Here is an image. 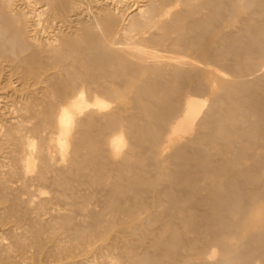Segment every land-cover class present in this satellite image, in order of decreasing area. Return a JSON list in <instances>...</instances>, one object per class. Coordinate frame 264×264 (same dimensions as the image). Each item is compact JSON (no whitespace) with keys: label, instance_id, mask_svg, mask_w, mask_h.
I'll return each mask as SVG.
<instances>
[{"label":"rangeland","instance_id":"1","mask_svg":"<svg viewBox=\"0 0 264 264\" xmlns=\"http://www.w3.org/2000/svg\"><path fill=\"white\" fill-rule=\"evenodd\" d=\"M2 1V0H1ZM12 1V2H11ZM10 2V4H13V5H10V7L12 6V9L15 7L16 9V11H18V12H22V14L21 15H25L26 14V17H28V16H32V18L31 17H28L27 18V24H34L35 23V25H38V30H39V32H38V34L36 35V39L40 42V43H45L44 41H48V39H49V41H52V43H54V44H56L57 43V45H54L53 46V44H51V45H48L47 46V44L45 43V45L47 46V47H45L44 48V46H43V48H44V52L46 53V51H45V49H49V50H51V52L54 50V49H56V50H54V52H56L57 50L58 51H60L59 53H61L62 52V50L64 49L65 51L67 50V51H70L72 48L71 47H74V45H75V42H73L72 41V43L74 44H72L71 42H67L68 40V38L67 37H65L64 35L66 34V33H68V32H66V25L68 24V22L65 24V23H63V22H59V21H56V20H53V19H51L50 17H48V15L47 16H44V15H46V14H44V13H42V15H41V12H39L40 10H38L39 8L38 7H36L37 5H36V3H34L32 0H29V2H28V4H31V5H29L31 8L32 7H34V8H29L28 6H26V5H28V4H26L27 2H26V0H11ZM16 1V2H15ZM33 2V5H32V2ZM89 1H90V3H89ZM118 0H85V3H83L82 4V7H83V9H85L84 11H83V13H84V18L82 19L83 21L85 20V21H87V22H85V24L86 23H88L89 21H88V19H89V15L90 14H88V11H89V9H90V11H92V10H94L92 7L94 6V5H96V7L94 6V8L96 9H98V8H103L102 10H104L103 12H105L104 13V16H108L109 17V21H107V22H111L112 24V26L114 27H116L117 25L118 26H120L121 25V27L122 26H124V27H126L127 26V24H129V22H131V20H133V19H135V18H133V17H136V13L139 15V13L138 12H136V11H138L139 10V8L141 7V11H143V12H146L145 10H146V4H147V0H120V2L118 1ZM153 1V0H152ZM155 1V0H154ZM162 1H163V3H162ZM182 1V2H181ZM195 1V2H194ZM215 1V2H214ZM263 2V3H261V2ZM259 2H258V4H256L255 3V5L253 4L252 5V7L250 6V5H247L246 6V8H247V10H246V8L244 9V14H243V12L241 13V14H243V15H241V16H245V13H247V12H249V14H250V12L251 13H253V11H257L258 12V14H259V17L257 18L255 15H253V21H251V23L250 22H246V23H249V24H243L244 22H234L233 23V21H232V19H228V17L230 16V15H228V14H231V16L230 17H233L232 16V12L235 14V12L234 11H232L231 13H230V10H228V8H227V6L229 5V3H231V0H219V1H217V0H186V2L184 1V0H161V1H159L158 0V2H157V0L155 1L156 2V4H155V6L159 9H168V7H169V10H170V7H171V4H173L172 5V9L170 10V12L173 14H175V16H178L179 18H177V20L179 21V24L177 25V20L175 21V23H174V19H175V17H173L174 16V14L173 15H171V17H173V19H171V17H170V15H169V18L171 19H169L168 18V16H167V19H168V22L167 21H165L166 23H159L160 25H170V26H172L173 25V23L175 24L174 25V28H173V26H172V28L175 30V34H174V30H171L170 32L171 33H168V31H169V29L167 30V29H165L166 28V26H165V28H164V26H162V28L164 29V31H163V29L161 30V26H159V24L157 25V23H154L153 21L151 22V21H145V23L142 21V20H145V18H144V13H143V15H142V13H140L141 15H139V16H141V18L140 17H137V19L139 20H141L142 18V20H141V22L143 23V25H145V27L144 26H142V29L143 30H145L144 32H142L143 30H141V32H138V30H136L137 31V33H136V31H130V32H128V34L132 37V36H134L135 37V39L136 38H139L138 36H140L141 35V33L144 35H146V38H149L148 40H149V42H148V40L143 36V35H141V36H143V38H144V42L143 43H146V45H144L143 43H140V44H137V43H139V40L137 39V41L134 43V44H136V46H139V48H140V46L144 49V50H146L147 52H148V62H149V65L152 67V65H153V63H151V62H154V64L155 65H153V67L151 68V69H149V71H150V73H154V72H156L157 74H159L158 76L156 75V73H154L153 75L151 74V76L153 77V78H157L158 80L162 77V79L165 81L166 79L167 80H169V81H167L168 83H170V81H172V83L169 85V84H167L168 86H169V88H165V91H164V93H167V95L166 94H162V95H160V97H162V98H160L159 96H156L155 94H153V95H155V96H153V97H155L154 99H152V100H148V99H150V97H151V95H148V97L147 98H145V97H143V98H140L141 100H146V101H144L145 102V104L143 103V101H141L140 99H139V97H138V99L135 97L134 98V100H132L131 101V103H124V108H126L127 107V109H126V111H125V116L126 115H128V117H126V120H127V124H126V122H125V126L127 125V127H126V129H127V131L126 132H124V135H125V145H124V148H123V150L124 151H122L123 152V154L121 155H119V156H116V158H111V160H110V156L107 158V156H108V154L106 153V149H105V147H104V145H101V144H103V142L101 141V139H103L105 136H106V134H107V132L110 134V132L113 130H110V128H112L110 125H107L106 124V122H104V121H106V120H104L103 118L101 119V116H96V115H93V119H91V120H93V121H91V120H89V121H91L90 123H86L85 122V118H83V124L82 125H80V126H78L77 128H76V137H77V143L78 144H82L83 142H84V144L83 145H85L84 146V148L82 149V146L83 145H81L80 144V147L79 146H77L78 148H76V150H78V151H76L75 150V152H74V150H72V152L73 153H71V151L70 152H68V157H70L69 159H66V161H65V164H64V161H62L63 163V165H64V167H63V165L61 164V166L60 165H58V164H55L54 163V161H58L56 158L58 157V156H55V152L56 151H54V153L51 151L53 148H51L52 146V144L51 145H49V147L51 148H49L50 150L49 151H51L52 152V154H54L53 156H52V154H51V152H49V151H47L48 152V155H51L53 158H55V160L51 157V159H50V161L53 159V161H51V162H49L48 164H49V166L48 167H46V169L47 170H51L49 173H47V171H46V169L45 168H43V170L44 171H46V172H44L42 169H40L41 168V165L39 166V159H36L35 161H34V165L36 164H38V166H36L37 167V169L39 168L40 169V171H37L36 170V168L34 167V169L33 170H35V172L37 171V172H39V173H35V175H34V171H30L31 173H30V175H29V172L27 173V172H25L24 171V169H23V164L21 165V163H22V161L23 160H21V159H19V158H22V157H24V152H25V150L24 151H21V154L19 155V153H20V150L22 149H24V146H23V148H22V146H21V140L22 141H24V143L22 144V145H24L25 144V139H27V140H33V142H36L37 140V142H36V144L34 143V145L37 147L38 145H40V141H41V139H45V136H46V139H47V135H48V132H49V130H50V128L49 127H47V126H45V124H44V122L42 121L43 120V117H44V109L46 108H48L49 106H51L54 102H57L59 99H57V97L58 98H60V96H58V94L60 95L62 92L61 91H63V93L64 92H66L67 91V89H69L68 88V83L66 84V82L68 81V82H70V80H71V78H73V76L75 75L76 76V78H77V73L80 75V76H78L79 78L77 79V81H79V80H81V78L83 79L84 78V75L86 74L85 73V71L86 72H88L89 71V69H92L93 67V65L95 64V63H99V62H96V61H94V62H92L93 61V59H97V58H92V60H90L92 63H94V64H91L92 66H91V68H88V71L86 70L87 69V63H89V65H90V63L91 62H84L83 64L84 65H82L83 67L81 68V70L78 68L79 66H78V64H77V68H75V65H76V62H75V59H74V62L72 61L73 59L72 58H76V57H72L71 55H70V57H69V54H68V56H67V58L69 57L70 58V60L74 63V65L71 63V61L70 60H65L66 61V63L67 62H69L72 66H74V70H73V67H71V69H69L70 68V66H67V67H69V68H67V67H64V68H67V70L66 69H63L62 68V66L61 65H65L66 63H64L63 64V62H65L63 59H64V57H65V59H66V55H65V53L67 52H65L63 55H60V54H57L58 53V51H57V53H51V52H47L48 54L47 55H45L44 53V55H42V57L43 56H46V58H48L47 56L51 53L52 55H56V57L59 59V57L58 56H60L61 58H62V56H63V58L61 59V60H58V59H56L58 62L59 61H61L62 62V60H63V62L61 63V65H60V63L58 64V62H52V61H50V63H52L53 65H52V69L54 70V72L56 71V69L59 67L58 65H60V67L57 69V70H59V69H61V71L60 72H55L56 74H58V78H56V75L54 76L55 77V81L53 80V85H52V83H51V87L53 86V88H50V84L48 85L49 87H44L45 86V83H41V81H39L38 79H37V82H36V79H34V77L35 76H33V78H32V73H31V75L28 73V71H27V68H25V67H23V66H19V69H21V70H18V68H17V66H14V65H12L13 66V68H12V66H9L8 64L10 63H8V61H6L5 62V60H3L4 62H2L1 61V64H3V65H1L0 64V69L3 71H1L0 70V190L2 191H0V264H178V262H179V264H186V263H188V264H220L221 263V261H222V263L221 264H264L263 263V261H264V194H262V193H264V173H262V172H264V28H263V26H264V12H263V9H264V6H261V5H264V0L262 1V0H260ZM18 2H19V4H18ZM24 2V3H23ZM95 2V3H94ZM99 2V3H98ZM184 2H185V4H184ZM190 2V3H189ZM199 2V3H198ZM205 2V3H204ZM219 2H222V3H220V5H219ZM23 3V4H22ZM97 3V4H96ZM158 3H161L160 5L161 6H163V7H161ZM166 3V4H165ZM180 3H181V5H180ZM189 3V4H188ZM193 3H195V4H193ZM1 4V6L3 5V7H4V4H2V2L0 3ZM89 4V5H88ZM93 4V5H92ZM119 4V5H118ZM133 4V5H132ZM158 4V5H157ZM163 4V5H162ZM190 5L191 6V4H193L192 5V7H187L188 5ZM217 4H218V7H217ZM222 4V5H221ZM225 4V5H224ZM227 4V5H226ZM260 4V5H259ZM23 5H25V6H23ZM85 7H84V6ZM175 5V6H174ZM197 5V6H196ZM216 7H215V6ZM91 8H90V7ZM117 8H116V7ZM126 6V7H125ZM145 6V7H144ZM165 6H167V7H165ZM221 6H222V8L224 9V11H223V9H221V10H219L220 8H221ZM224 6V7H223ZM226 6V7H225ZM250 6V7H249ZM254 6H258L257 8L256 7H254ZM106 7H107V9H106ZM165 7V8H164ZM175 7V8H174ZM183 7H185V8H183ZM195 7H197V8H195ZM207 7V8H206ZM214 7V8H213ZM20 8H21V10H20ZM89 8V9H88ZM116 8V9H115ZM122 8V9H121ZM142 8L144 9V10H142ZM191 10H190V9ZM216 8H218V10H216ZM227 10H226V9ZM250 8V9H249ZM254 8H256V9H254ZM259 8H261V9H259ZM19 9V10H18ZM92 9V10H91ZM186 9V10H185ZM189 9V10H188ZM212 9V10H211ZM23 10V11H22ZM35 10V11H34ZM88 10V11H87ZM107 10L109 11V12H107ZM121 10V11H120ZM196 10H199V11H196ZM207 10V11H206ZM260 10V11H259ZM13 11H14V9H13ZM15 11V12H16ZM25 11V12H24ZM27 11V12H26ZM32 11V12H31ZM135 11V12H134ZM140 11V12H141ZM174 11V12H173ZM190 11H192V12H190ZM208 11L210 12L209 14H208ZM212 11V12H211ZM20 12V13H21ZM30 12V13H29ZM111 12V13H110ZM181 12V13H180ZM195 12V13H194ZM226 14H225V13ZM261 12V13H260ZM263 12V13H262ZM32 13V14H31ZM40 13V14H39ZM90 13V12H89ZM135 13V15L133 16L132 14H134ZM179 13V14H178ZM197 13V14H196ZM200 13V14H199ZM31 14V15H30ZM36 14V15H35ZM87 14V15H86ZM119 14H122V15H119ZM129 14V15H128ZM145 14H147V13H145ZM205 16H204V15ZM210 15V17L208 16V15ZM213 14H214V17L212 18V16H213ZM248 14V17L251 15H249ZM256 14V13H255ZM260 14H262V16L260 15ZM16 15H18L19 16V13H16ZM20 15V16H21ZM28 15V16H27ZM40 15H41V17H40ZM131 15H132V18L133 19H131ZM180 15V16H179ZM182 15V16H181ZM190 16L189 17V19H187L188 18V16ZM192 15V16H191ZM197 15H200V16H198V17H196ZM222 15H225V16H223L222 17ZM228 15V16H227ZM44 16V17H43ZM118 16V17H117ZM127 16H128V18H127ZM145 16H147V15H145ZM185 16H187V17H185ZM193 16L196 18V19H198L199 20V17H202L201 18V20L203 21L204 20V22H202L201 21V24H196V22H193L192 24L190 23V25H193V26H191V27H193V28H191V29H193L195 32H196V34H195V32L192 34L193 36V38L196 40V38H195V35L197 36V34L199 33H201L200 35H199V37L197 38L199 41L201 40V39H203L204 37H207L206 39H205V41H209L210 39L212 40V42H215V44H216V41H215V37H218L216 40H217V43L220 41L221 42V44H219V46L222 48V51H224V52H222V55H221V59H223V60H225V61H227L228 63H229V67H230V69L233 67V65H235L231 70L227 67V68H225L223 65L221 66V65H219V64H215V69H221V70H225L226 69V71H222V74L224 75V76H221V75H219V76H216V75H214L213 73H211L210 75V84H211V92L210 93H204V89L201 91V89H195L194 87H195V85H196V82L194 83H191L190 84V86L191 87H187V85H185L184 83H185V79H186V75H184L183 77L181 76V74H179L181 71H177V72H179V73H177L176 72V68H175V72L176 73H174V69H173V71H172V68H174V67H172L173 66V64L175 65V61H177V59L174 61V56L175 55H177L176 53L178 52L177 50V48L176 47H178L177 46V44H179L180 46H181V49H182V52L183 53H186L187 52V50L186 49H188V48H185V47H182L183 46V44H185L184 42L185 41H187V40H185V38L183 37V36H185V34H183V32L181 31V29H180V27L182 26V23H184V21L186 22V21H188V20H190L191 18L193 19ZM208 16V17H207ZM255 16V17H254ZM258 16V15H257ZM261 16V17H260ZM35 17V18H34ZM38 17L40 18V20L38 19ZM85 17H87V18H85ZM226 17V18H225ZM246 17H247V14H246ZM247 17V18H248ZM23 18V17H22ZM106 19H108L107 17H105ZM111 18V19H110ZM126 18V19H125ZM130 18V19H129ZM181 18V19H180ZM205 18V19H204ZM208 18V19H207ZM250 18V17H249ZM30 21H29V20ZM37 19V20H36ZM44 19V20H43ZM50 19V21H48ZM115 19V20H114ZM120 19V20H119ZM183 19V20H182ZM214 19V20H213ZM224 19V20H223ZM21 20V19H20ZM32 20V21H31ZM46 20V21H45ZM118 22H117V21ZM166 20V19H165ZM170 20V21H169ZM181 20H182V23H180L181 22ZM229 20V21H228ZM258 20H259V22H258ZM35 21V22H34ZM82 21V22H83ZM171 21H173V22H171ZM261 21V22H260ZM22 22V21H21ZM57 22V23H56ZM229 22V23H228ZM253 22V23H252ZM37 23V24H36ZM39 23V24H38ZM53 23V24H52ZM63 23V24H62ZM123 23V24H122ZM124 23H126V24H124ZM194 23H195V26H194ZM198 23V22H197ZM205 25H204V24ZM207 23V24H206ZM223 23V24H222ZM237 23V24H236ZM238 23H240V24H238ZM256 23H258L257 25H256ZM261 23V24H260ZM43 24V25H42ZM61 24V25H60ZM149 24V25H148ZM181 24V25H180ZM215 24V25H214ZM243 24V26H246V27H249L250 29V31L252 32V35L254 34L255 35V32H256V35L254 36L253 35V37H249V34H251V32L249 33L248 32V28L246 29V27H244L246 30H244V31H246V33L248 32V34L247 35H241V34H239V32H241L240 30H241V28L243 29V27H241V25ZM63 25V26H62ZM77 25H79V24H77ZM76 25V26H77ZM81 25V24H80ZM79 25V26H80ZM200 25H201V27H202V30L201 29H199V30H201V31H199V30H196V28L197 27H200ZM210 25H212V27L210 26ZM216 27L217 25L219 26H221L222 28H223V30H225L226 32H233L231 35H229L228 33V35L226 36V35H224V34H219L221 37H220V39H219V35L217 34V36H216V34L215 33H213L214 31H212V30H214V29H212V28H215L214 26ZM225 25V26H224ZM233 25L235 26V27H233ZM236 25H238V26H236ZM254 27H253V26ZM263 25V26H262ZM41 26V27H40ZM43 26H45L44 28H43ZM49 26V27H48ZM78 26V27H79ZM158 26H159V28H158ZM184 26V25H183ZM205 26V27H204ZM256 26V27H255ZM37 27V26H36ZM46 27H47V29H46ZM65 27V28H64ZM81 27V26H80ZM144 27V28H143ZM151 27V28H150ZM178 27H179V29H178ZM188 26H186V28H187ZM200 27V28H201ZM238 27V29H240V30H238V29H236ZM262 27V28H261ZM61 28V29H60ZM148 28V29H147ZM182 28V27H181ZM184 28H185V26H184ZM195 28V29H194ZM206 28H209L208 30H209V33L208 32H206L207 34H209V36L205 33H203L202 31L204 30V29H206ZM230 28H232V29H230ZM234 28V29H233ZM255 28V29H254ZM63 29H65L64 31H63ZM176 29L178 30V31H176ZM212 29V30H211ZM227 29V30H226ZM229 29V30H228ZM253 29L254 30H256V31H254V33H253ZM57 30H59V31H57ZM148 30V31H147ZM165 30H167V31H165ZM232 30H238L237 32H238V34H237V36L236 35H234V34H236V31L234 32V31H232ZM57 31V32H56ZM122 31H124L125 32V29L124 30H122ZM120 32L119 34L117 33L116 35V37L118 38V37H121L122 38V36L124 35V34H122L123 32ZM147 31V32H146ZM179 31H181L182 33L180 34V32ZM64 32V33H63ZM164 34V36L161 34ZM165 32V33H164ZM177 32H179L178 34L179 35H183V36H178V34H176ZM257 32H258V34H257ZM56 33H59V34H56ZM61 33H63V36L61 35ZM125 33H127V31L125 32ZM139 33V34H138ZM151 35H150V34ZM204 35H203V34ZM212 33V34H211ZM262 33V34H261ZM48 34V35H47ZM122 34V35H121ZM138 34V35H137ZM148 34V35H147ZM161 34V36H163V37H161V36H158V35H160ZM166 34H168V37H167V35ZM170 34V35H169ZM172 34H174V37L173 38H171L173 35ZM56 35V36H55ZM58 35V36H57ZM60 35V36H59ZM152 35H154V36H152ZM155 35H157V37L155 36ZM177 35V36H176ZM203 35V36H202ZM207 35V36H206ZM212 35V36H211ZM215 35V36H214ZM239 35V36H238ZM62 36V37H61ZM66 36H68V34H66ZM137 36V37H136ZM141 36H140V38H141ZM150 36V37H149ZM202 38H201V37ZM233 38H232V37ZM242 36V37H241ZM247 36V37H246ZM48 37V38H47ZM57 37H59V38H57ZM65 37V38H64ZM69 37V41L70 40H72L73 38L71 37V36H68ZM115 37V39L117 40V38ZM154 37H155V39L156 38H158V40L156 39H154ZM167 37V38H166ZM177 37V38H176ZM181 39H180V38ZM182 37L184 38V40L182 39ZM191 37V35H190V38L193 40V43H194V39ZM208 37H209V39H208ZM230 37H231V39H230ZM240 38V39H237V38ZM258 37V38H257ZM263 37V38H262ZM54 38H56L55 40H54ZM70 38H72V39H70ZM121 38H118V40L119 39H121ZM123 38H124V36H123ZM122 38V39H123ZM133 38V37H132ZM151 38H153V39H151ZM162 38V39H161ZM169 38V39H168ZM179 38V39H178ZM213 38V39H212ZM222 38H224L223 40L224 41H222ZM227 38L229 39V41L227 40ZM245 38V39H244ZM250 38V39H249ZM256 38V39H255ZM261 38V39H260ZM45 39V40H44ZM51 39V40H50ZM58 39H59V41H58ZM62 39V40H61ZM161 39V40H160ZM164 39V40H163ZM171 39V40H170ZM174 39H176V41H174ZM226 39V40H225ZM247 39V40H246ZM253 39V40H252ZM63 40L64 41H66V42H64L65 44L64 45H66V43H68V46L70 45V50H69V48L67 49V46L64 48L63 46H60V47H63L62 48V50H59V49H61V48H59V49H57V48H54V47H58L59 46V44L60 43H58V42H61V44L60 45H63ZM124 41H125V39H123ZM123 40H119V43L121 42V41H123ZM146 40V41H145ZM153 40V41H152ZM164 42H163V41ZM167 40V41H166ZM177 40L179 41V42H177ZM192 40H190V41H192ZM230 40H232L231 42H233V41H235V43L233 42V46H232V44L230 45ZM260 40V41H259ZM38 41H35V43L37 42V44L39 43ZM43 41V42H42ZM150 41H151V43H153V44H150V46H149V43H150ZM154 41H156V42H154ZM159 41V42H158ZM172 41H173V44H172ZM189 41V40H188ZM202 41V40H201ZM226 41H228V42H230V43H228V42H226ZM237 41H242V42H237ZM244 41H245V43H244ZM248 41V42H247ZM250 41H251V43H250ZM56 42V43H55ZM85 42L86 41H83V43H81V44H83L81 47L78 45V43H77V45L80 47V48H82L83 46H84V44H85ZM163 42V43H162ZM180 42H181V44H180ZM223 42H226V44L225 43H223ZM236 42H237V44H236ZM257 42V43H256ZM262 42V43H261ZM70 43V44H69ZM189 43V42H188ZM192 43V44H193ZM202 43H204V40L202 41ZM241 43V44H240ZM259 43V44H258ZM36 44V45H37ZM80 44V45H81ZM86 44H87V42H86ZM156 44H158V45H156ZM186 44H187V42H186ZM192 44H190L191 46H192ZM224 44V45H223ZM38 45H41V44H38ZM37 45V47H41L42 48V46H38ZM44 45V44H43ZM73 45V46H72ZM119 45V44H118ZM120 45H121V43H120ZM172 45H173V47H172ZM201 45V44H200ZM217 45V44H216ZM226 45H228V46H226ZM241 45V46H240ZM245 45V46H244ZM78 46H75L76 47V49L79 51L80 50V48H77ZM122 46V45H121ZM155 47V49H154V47ZM157 46V47H156ZM175 46V47H174ZM203 45H201V47H202ZM218 46V45H217ZM224 46H225V48L226 47H230V48H226V49H223L224 48ZM236 46V47H235ZM240 46V47H239ZM49 47V48H48ZM54 49H53V48ZM153 49H152V48ZM158 47H159V49H158ZM193 47H195V46H192V48ZM197 48H198V46H196ZM195 47V49H190L189 48V50H188V52L186 53V55H185V57L184 58H187L186 60H184V62L185 61H187V62H185V63H187V64H190L189 62H191V61H189L188 62V60L190 59H192L193 58V60L194 59H196V57H198L197 59L199 60L200 58H201V56L200 55H197V54H200V53H202L201 51V48H198V49H200V51L198 50V52H197V48ZM43 48H42V50H43ZM132 48H133V46H129L128 47V50H130V51H132ZM175 48V49H174ZM178 48H180V47H178ZM234 48V49H233ZM261 48V49H260ZM38 49H40V48H37V50ZM150 49V50H149ZM157 49V50H156ZM162 49V50H161ZM181 49H179V50H181ZM227 49H228V51H227ZM231 49H233V50H235V53H234V51L233 50H231ZM244 49V50H243ZM41 50V49H40ZM63 50V51H64ZM74 50H75V48H74ZM192 50V51H191ZM195 50V51H194ZM251 50V51H250ZM254 50V51H253ZM152 51H153V53H152ZM171 51H172V53H171ZM173 51H175V52H173ZM227 51V52H226ZM233 51V52H232ZM248 51V52H247ZM257 51V52H256ZM74 52V51H73ZM194 52V53H193ZM196 52H197V54H196ZM231 52V53H230ZM250 52V53H249ZM67 53H70V52H67ZM66 53V54H67ZM75 53V52H74ZM158 53V54H157ZM168 53V54H167ZM179 53V52H178ZM261 53V54H260ZM154 56H153V55ZM167 56H166V55ZM188 54V55H187ZM197 55V56H195V55ZM226 54V55H225ZM228 54V55H227ZM231 54V55H230ZM248 54H249V56H248ZM52 55H50V56H52ZM78 55V54H77ZM156 55H159L158 57L156 56ZM171 55H172V57H171ZM189 55H191V56H189ZM245 55V56H244ZM253 55V56H252ZM49 56V57H50ZM75 56V55H74ZM156 56V57H155ZM165 56V57H164ZM189 57V59H188V57ZM41 57V58H42ZM54 57V56H53ZM53 57H51V59L50 60H53ZM72 57V58H71ZM153 57H154V59H153ZM166 57H169V58H166ZM170 57H171V59H170ZM176 57V56H175ZM191 57V58H190ZM214 57V59L212 60V61H218V60H216V58L218 57V56H216V58H215V56H213ZM220 57V56H219ZM218 57V59H220ZM236 57V58H235ZM244 57V58H243ZM247 57H248V61H249V63H247ZM257 57V58H256ZM158 60H157V59ZM234 59V60H232V59ZM44 60H46L45 58H43ZM151 59V60H150ZM166 60V63H165V61L163 62V60ZM235 59H237V60H235ZM259 59H260V61H259ZM44 60H42V62H44ZM78 60V59H77ZM153 60V61H152ZM157 62H156V61ZM192 60V61H193ZM79 61H80V59H79ZM97 61H98V59H97ZM151 61V62H150ZM196 61V60H195ZM221 61V60H220ZM233 61H234V63H233ZM241 61V62H240ZM33 62H35L36 63V61H33ZM159 62V63H158ZM174 62V63H173ZM183 62V63H184ZM214 62V63H215ZM219 62V61H218ZM235 62H237V63H239V65L238 64H236ZM260 62V63H259ZM45 63V62H44ZM48 63H49V61H48ZM49 63V64H50ZM69 63H68V65H69ZM77 63H79L78 61H77ZM151 63V64H150ZM170 63V64H169ZM222 63V62H221ZM242 63V64H241ZM12 64V63H11ZM58 64V65H57ZM156 64H158V67H160L159 69H161V66H162V70L165 72V71H168V73H170V74H168L167 72H166V74L164 73V72H162V71H159L157 68V66H156ZM172 64V65H171ZM245 64V65H244ZM6 65V66H5ZM7 65H8V67H7ZM46 65V64H45ZM67 65V64H66ZM80 65V64H79ZM96 66H97V64H95ZM94 65V66H95ZM171 65V66H170ZM191 65H192V63H191ZM190 65V66H191ZM213 65V64H212ZM231 65V66H230ZM239 67H238V66ZM252 67H251V66ZM37 66V65H36ZM36 66H34L33 67V69L36 71V68L38 67H36ZM47 66H51V64L50 65H48L47 64ZM55 66L57 67V68H55ZM155 66V67H154ZM185 66H187V65H185ZM220 66H221V68H220ZM246 68H245V67ZM261 66V67H260ZM5 67H7L6 69H5ZM23 69H22V68ZM90 67V66H89ZM164 67V68H163ZM171 68V69H169V68ZM194 67V66H193ZM192 66L191 67H188V68H193ZM216 67H219V68H216ZM245 68L244 70L242 69V68ZM12 68V69H11ZM49 70L48 71H51V68H49V67H47ZM86 68V69H85ZM195 68L197 69V67L195 66ZM194 68V69H195ZM9 69V70H8ZM11 69V70H10ZM38 69V68H37ZM40 69V68H39ZM77 69V70H76ZM85 71H84V70ZM156 69V70H155ZM180 69V68H179ZM178 69V70H179ZM187 69V68H186ZM196 69H195V71H196ZM233 69H235V70H233ZM240 69H241V71H240ZM8 70V71H7ZM13 70V71H12ZM52 70V71H53ZM64 70V71H63ZM72 70V71H71ZM158 70V71H157ZM180 70H183V72H185L184 71V69H180ZM190 70V69H189ZM193 70V69H192ZM236 72L235 74H233L234 72ZM252 70V71H251ZM47 71V72H48ZM51 71V72H52ZM70 71V72H69ZM83 71V72H82ZM154 71V72H153ZM194 71V70H193ZM193 71H190V74L191 75H193L192 73H193ZM231 71H232V73H231ZM239 71V72H238ZM244 71V72H243ZM7 72V73H6ZM28 74H27V73ZM68 74H67V73ZM77 72V73H76ZM80 72H82V73H80ZM160 72H161V74H160ZM188 72L189 71H187L186 73L188 74ZM227 73L228 72V74H232L231 76L229 75V76H227L228 74H224V73ZM237 72H238V76H236V74H237ZM241 72H243V73H241ZM245 72H246V74H245ZM257 72H258V74H260L261 75V78H259L258 77V75H257ZM261 72V73H260ZM15 73V74H14ZM59 73H60V77H59ZM76 73V74H75ZM185 73V74H186ZM241 73V74H240ZM9 74V75H8ZM13 74V75H12ZM20 74V75H19ZM25 74H27L26 76H24ZM63 74V75H62ZM74 74V75H73ZM81 74H83V76L81 75ZM165 74V75H164ZM245 76H244V75ZM31 76V77H29V76ZM33 75H34V73H33ZM62 75V76H61ZM156 75V76H155ZM170 75V76H169ZM178 75V76H177ZM179 75H180V77H179ZM195 75H196V72H195ZM241 75V76H240ZM257 75V76H256ZM259 75V76H260ZM20 76V77H19ZM66 76H68V78L66 77ZM263 76V77H262ZM18 77V78H17ZM29 77V78H28ZM70 77V78H69ZM168 77V78H167ZM172 77V78H171ZM174 77H177V78H175L174 79ZM246 77V79H244ZM254 77H255V79L256 80H254ZM20 78H22V79H20ZM61 78V79H60ZM66 78V79H65ZM85 78H86V76H85ZM85 78L83 79L84 81H85ZM173 79V80H170V79ZM247 78H250V79H248L247 80ZM252 78H253V80H252ZM19 79V80H18ZM87 79V78H86ZM222 81V82H220V80ZM230 79H232V80H230ZM239 79H240V81H243V80H245V82L244 83H246L245 85H243V83H241L240 81H239ZM15 80H17V82L15 81ZM25 80V81H24ZM28 80V81H27ZM58 82H57V81ZM65 80V82L64 83H62L61 81H64ZM67 80V81H66ZM175 80V81H174ZM249 82H247V81ZM251 81V83L253 84V86H252V88L250 87L251 86V84H250V81ZM257 80H258V82H257ZM260 80H263V82H261ZM15 81V82H14ZM215 81V82H214ZM236 82L235 84H233L232 85V83L233 82ZM240 82V84L238 83V82ZM11 82V83H10ZM33 82V83H32ZM166 82V83H167ZM221 83L222 85H223V88L222 87H220V85H219V83ZM254 82H255V84H256V82H257V84L255 85L254 84ZM24 83L26 84L25 86H24ZM31 83V84H30ZM56 83H58V84H56ZM186 83H188L187 81H186ZM217 83V84H216ZM227 83H230V84H227ZM8 84V85H7ZM10 84V85H9ZM20 84V85H19ZM42 84V85H41ZM175 84H177L176 86H175ZM183 84V85H182ZM194 84V85H193ZM250 84V85H249ZM56 85V86H55ZM172 85H173V87H172ZM184 85H185V87H184ZM225 85V86H224ZM227 85V86H226ZM232 85V86H231ZM244 87H243V86ZM247 85V86H246ZM257 85H259V86H257ZM12 86H14L13 88H11ZM20 86V87H19ZM23 86V87H22ZM30 86H31V90H30ZM41 86H42V88H41ZM63 86H65V88L63 87ZM242 88H241V87ZM248 86H249V88H248ZM29 87V88H28ZM44 87V88H43ZM56 87H58V88H56ZM172 87V88H171ZM175 87H176V89H175ZM178 87H180L179 89H181V90H183L184 88V91H180L179 89H178ZM184 87V88H183ZM245 87H246V89H245ZM260 87H262V88H260ZM11 88V89H10ZM18 88V89H17ZM38 88H39V90H38ZM190 88H192V90H190ZM193 88H194V90L195 91H197V92H195L194 90H193ZM201 88V87H200ZM226 88V89H225ZM12 89H13V91H12ZM16 89V90H15ZM23 89H25V90H23ZM29 89V90H28ZM36 89V90H35ZM47 89H48V91H47ZM58 90V94H57V92L55 91V90ZM64 89H66V90H64ZM167 89H169V90H167ZM222 89H224V90H222ZM237 89H239V90H241V91H244V92H241V91H237ZM243 89V90H242ZM252 89V90H251ZM257 89H259V90H257ZM261 89V90H260ZM263 89V90H262ZM19 90V91H18ZM23 90V91H22ZM40 90L42 91V92H40ZM50 90V91H49ZM54 90V91H53ZM174 90H175V93H174ZM234 90V91H233ZM251 90V91H250ZM5 91V92H4ZM17 91V92H16ZM51 91H53V92H51ZM171 91V92H170ZM182 93V94H180V92ZM188 91V93H190L192 96H194V94H195V96L196 97H199V98H201L202 100H203V98L205 99V100H203V102H204V107H203V109H206V113H205V110L204 111H202V113L203 114H201V112L199 113V115L201 116H197V118L198 119H196V121H195V125H194V129H193V135L195 134V136L197 135V134H199V138H201L203 141H204V143H205V141L207 140V143H208V141L209 140H213L212 142L211 141H209L210 143H208V145L210 146V148L209 149H211V145L213 144L214 145V142H216V141H218V137H220L221 138V136H222V138L224 137V133L226 132V143H225V139L223 140V145L225 144L226 146H228V145H231V143H232V141H233V135H234V132H237V131H233V128L234 129H236V128H238V127H241V126H245L248 130H249V132H247V131H245V133L244 134H242V139H240L239 141H240V144H239V148L236 146V151H235V153L233 154V157L231 156V160H230V166L229 167H231L232 166V169L234 168V170H232V173L235 171V172H237L238 173V178H236V176H234V177H232L231 178V184H232V188H230L229 187V189L230 190H232V191H234L235 190V192H237V189H238V192H241V193H239V195H235L236 193H232V195L234 196H231V195H229L228 194V196H230V197H232L231 198V200L232 201H227V202H230V203H227V202H225L224 203V206L226 207L227 206V208H228V210H227V208H226V210L225 211H227V212H225V214L227 215V217L229 216H231L230 217V219L228 218V220L230 221H226L225 219H227V217L226 218H224V216H225V214L223 213L224 212V210L222 211V209H225V207L224 206H222V204L223 203H221V199H219V198H221V194L219 195L218 193H216L217 195H215V193H211L212 191L209 189V188H202V187H198V183L196 182V180H198V182H200L199 180L201 179V175H202V170H203V168H202V164H199L198 166H196L197 165V162H199L198 160H196V162H193V161H195L194 159L196 158H191L192 159V161H191V159H189L188 161L189 162H187L186 160L187 159H184V163H182L183 162V158L181 157V155H179V153L177 152V150H174V151H176L177 153H175V152H171V150H173V148L171 149V148H167V149H163L162 151H163V153H162V151H157L156 150V147H155V149H154V151H153V149L151 148V150H150V148L148 149H146V147H147V144H148V146L149 145H152V144H150V143H153V141L152 140H150L151 138H149L150 136H146V134H148V133H145V131H144V133H142L143 132V130L141 129V125H148L147 123H149V122H151V123H154V122H157V124L160 122L159 120H160V118H162V115H164V108H168V107H170V106H172L173 105V102L171 101V99H173V101H174V99L177 97V95H178V97L179 96H181V95H183V94H186V92ZM221 91V92H220ZM227 91V92H226ZM235 91H237V92H235ZM255 91V92H254ZM260 91V92H259ZM30 94H28V93ZM55 92V93H54ZM60 92V93H59ZM202 92V93H201ZM226 92V93H225ZM232 92H234V93H232ZM251 93V95H250V93ZM262 92V93H261ZM39 93V94H38ZM43 93H44V95H43ZM52 93H53V95H52ZM171 93H172V95H174V97L171 95ZM187 93V94H188ZM197 93V94H196ZM201 93V94H200ZM204 93V94H203ZM215 93H217L218 95H216ZM225 93V94H224ZM240 93V94H239ZM254 93V94H253ZM259 93H260V95H259ZM37 94V95H36ZM46 94H48L49 96H47ZM57 95V97H56V95ZM203 94V95H202ZM212 94H215V95H213L212 96ZM259 96H258V95ZM39 95V96H38ZM176 95V96H175ZM199 95V96H198ZM223 96V98L222 97H220V96ZM225 95V96H224ZM229 95V96H228ZM250 95V96H249ZM253 95H255V96H253ZM25 96V97H24ZM32 96V97H31ZM46 96V97H45ZM50 96H51V98H50ZM137 96V95H136ZM169 96V97H168ZM208 96V97H207ZM215 96V97H214ZM226 96H228L227 98H225ZM249 96V97H248ZM251 96H253V97H251ZM256 96H257V98H256ZM263 96V97H262ZM4 97V98H3ZM12 97V98H11ZM37 98L38 100L40 99V100H42V102L43 101H46V102H41L40 100L38 101L37 99H35V98ZM45 97V98H44ZM153 97H151V98H153ZM159 97V98H158ZM173 97V98H172ZM177 97V98H178ZM182 97V96H181ZM181 97L179 98V99H181ZM203 97V98H202ZM207 97V98H206ZM213 97V98H212ZM241 97V98H240ZM247 97H248V99H247ZM251 97V98H250ZM260 97V98H259ZM30 98V99H29ZM48 98H50V100L48 99ZM54 98H56V99H54ZM158 98V99H157ZM169 98V99H168ZM171 98V99H170ZM211 98V99H210ZM234 98V99H233ZM242 98H244L243 100H242ZM254 100H253V99ZM263 98V99H262ZM26 99V100H25ZM32 99V100H31ZM35 99V101H33ZM45 99V100H44ZM225 99H226V101H225ZM236 99H237V101H236ZM246 99H247V101H246ZM252 99V100H251ZM23 100V101H22ZM24 100H25V102H24ZM37 100V101H36ZM52 100V101H51ZM53 100H55V101H53ZM136 100L138 101V106H137V104H135V103H137L136 102ZM164 101V103L165 104H163L162 103V101ZM175 100H177V99H175ZM210 100V101H209ZM228 100V101H227ZM240 102H239V101ZM263 100V101H262ZM49 101V102H48ZM161 101V102H160ZM170 101H171V103H170ZM180 101V100H179ZM209 101V102H208ZM212 101V102H211ZM232 101H233V103H232ZM239 102V103H236V102ZM254 101V102H253ZM34 102V103H33ZM139 102H142L141 104H143V105H146V106H144V108L146 109L145 110V113L142 111V109H141V106H139ZM157 102V103H156ZM160 102V103H159ZM177 102V101H176ZM175 102V103H176ZM230 102L232 103V104H230ZM235 102V103H234ZM251 102V103H250ZM253 102V103H252ZM262 102V103H261ZM26 105H25V104ZM29 103V104H28ZM37 103V104H36ZM40 103V104H39ZM45 103V104H44ZM46 103H47V105H46ZM147 103V104H146ZM156 103V104H155ZM171 105H170V104ZM227 104V105H225V104ZM249 103V104H248ZM255 103V104H254ZM21 104H24V106L23 105H21ZM34 104V105H33ZM35 104H36V106H35ZM113 104H115V103H113L112 102V104L111 105H113ZM166 104H168V105H166ZM177 104H179V102H177ZM177 104H174V106H176ZM215 104H216V106H215ZM220 104H222V105H220ZM234 104V105H233ZM239 104V105H238ZM247 104V105H246ZM254 104V105H253ZM12 105V106H11ZM16 105H18V106H16ZM29 105V106H28ZM37 105H39L40 106V108H39V106L37 107ZM47 107H46V106ZM131 107H130V106ZM163 105H165V106H163ZM231 105V106H230ZM258 105V106H257ZM21 106V107H20ZM26 106V107H25ZM129 106V107H128ZM177 106H179V105H177ZM176 106V107H177ZM225 106V107H224ZM228 106V107H227ZM18 107H19V109H20V111H19V109H18ZM42 107H43V109H42ZM45 107V108H44ZM206 107V108H205ZM208 107V108H207ZM215 107V108H214ZM219 107V108H218ZM236 107V108H235ZM241 107V109H239V108ZM259 109H258V108ZM262 107V108H261ZM17 108V109H16ZM212 110H211V109ZM218 108V109H217ZM228 108V109H227ZM238 108V109H237ZM247 108V109H246ZM254 108V109H253ZM27 111H26V110ZM31 109V110H30ZM133 109V110H132ZM150 109V110H149ZM157 109H159V110H157ZM230 109V110H229ZM232 109V110H231ZM235 109V110H234ZM252 109V110H251ZM23 110V111H22ZM25 110V111H24ZM42 110V111H41ZM135 110V111H134ZM173 110V109H172ZM209 110H211V111H209ZM214 110V111H213ZM221 111V112H217V111ZM225 110H227V111H225ZM237 110H239V111H237ZM241 110H242V112H241ZM248 110V111H247ZM251 110V111H250ZM254 110V111H253ZM13 111V112H12ZM40 111V112H39ZM142 111V112H141ZM154 111H155V113H154ZM158 111V112H157ZM166 111H167V109H166ZM214 112V113H218L217 115L216 114H213V113H210L209 114V112ZM256 111V112H255ZM31 112V113H30ZM132 112V113H131ZM136 112V113H135ZM207 112H208V116H207ZM227 112L229 113V112H231V113H229V114H227ZM239 112V113H238ZM252 112V113H251ZM134 113V114H133ZM140 113H142V114H140ZM153 113L155 114V115H153ZM162 113V115H160ZM170 113V112H169ZM236 113V114H235ZM241 113V114H240ZM251 113V114H250ZM6 114V115H5ZM29 116H28V115ZM39 114V115H38ZM147 114H149V115H147ZM223 114V115H222ZM228 115V116H226V115ZM248 114V115H247ZM259 114V115H258ZM262 114V115H261ZM4 115V116H3ZM37 115H38V117H37ZM135 115V116H134ZM137 115H139V116H137ZM141 115H142V118H141ZM145 115V116H144ZM167 115V114H166ZM169 115H174V114H169ZM211 115V116H210ZM241 115V116H240ZM243 115V116H242ZM16 116V117H15ZM20 116V117H19ZM86 115H84V117H85ZM149 116V117H148ZM170 116V117H171ZM210 116V117H209ZM215 118V116H216V118L215 119H217V120H213L212 118L213 117ZM225 116H226V118H225ZM240 118H239V117ZM246 116V117H245ZM262 116H263V118H262ZM99 117H100V119H99ZM130 117H132V118H130ZM137 117H138V120H137ZM147 117V118H146ZM155 118V120H154V118ZM173 117V116H172ZM208 117V118H207ZM222 117H224V118H222ZM227 117H228V120H227ZM236 117V118H235ZM238 117V118H237ZM249 117V118H248ZM22 118V119H21ZM131 120H130V119ZM135 118V119H134ZM141 118V119H140ZM256 118H257V120H256ZM36 119H38V120H36ZM96 119V120H95ZM98 119V120H97ZM134 119V120H133ZM144 121H143V120ZM208 119H211V121L210 122H212V123H209V122H206V121H208ZM226 119V120H225ZM240 119H242V120H240ZM254 119V120H253ZM9 120V121H8ZM100 120V122H97V121H99ZM104 120V121H103ZM148 120H150L149 122H148ZM198 120V121H197ZM236 120H238V121H236ZM245 120V121H244ZM7 121V122H6ZM88 121V122H89ZM108 121V120H107ZM135 121L137 122V124H138V122H140V124H138L137 125V128L138 127H140V129H139V131H138V129H136V127H135V125H136V123H135ZM146 121V122H145ZM214 121H216L215 123H217V122H219L220 124H222V126H224V129L225 130H223L222 131V135H220L219 133L221 132V131H219V133H218V130H217V124H215L214 123ZM229 121V122H228ZM240 121V122H239ZM241 121H243V122H241ZM253 121V122H252ZM257 121V122H256ZM263 123H261V122ZM37 122V123H36ZM95 122V123H94ZM101 122H102V125H100L101 124ZM235 122H237V125L235 124ZM249 122V123H248ZM252 122V123H251ZM18 123V124H17ZM93 123V124H92ZM100 123V124H99ZM103 123H105V126H103L104 124ZM130 123V124H129ZM144 123H146V124H144ZM240 123V124H239ZM242 123V124H241ZM255 123V124H254ZM261 123V124H260ZM16 124V125H15ZM39 124V125H38ZM92 126H91V125ZM229 124V125H228ZM246 124V125H245ZM252 126H251V125ZM258 124V125H257ZM19 125V126H18ZM28 125V126H27ZM30 125H34V126H32V127H34V128H32ZM38 125V126H37ZM99 125V126H98ZM132 127H131V126ZM238 125H240V126H238ZM250 127H249V126ZM258 127H257V126ZM110 126V127H109ZM128 126L130 127L129 129H128ZM143 126V127H144ZM217 126V127H216ZM10 127H12V128H10ZM93 127V128H92ZM102 127V128H101ZM107 127H109V128H107ZM114 127V126H113ZM142 127V128H143ZM15 130H14V129ZM36 128V129H35ZM38 128V129H37ZM49 128V129H48ZM80 130H79V129ZM85 128V129H84ZM88 128V129H87ZM91 128V129H90ZM96 128V129H95ZM97 128H99V129H97ZM104 128V131L102 130ZM107 128V129H106ZM205 128H206V132H205ZM229 128V129H228ZM255 128H257V129H255ZM11 129V130H10ZM22 129V130H21ZM27 129V130H26ZM90 129V130H89ZM125 129V128H124ZM132 129V130H131ZM196 129H199V133H197L196 131ZM203 129V130H202ZM253 129H254V131H253ZM258 129H260V130H258ZM263 129V130H262ZM29 130V131H28ZM37 130V131H36ZM39 130H41V131H39ZM48 130V131H47ZM79 130V131H78ZM87 130V131H86ZM94 130H96L97 131V133L95 134V132H94ZM100 132H99V131ZM128 130H130V135H128ZM140 130H142V132L140 131ZM195 130V131H194ZM201 130H202V132H205V133H209V135L211 134V136H210V138L208 139V135H203V133L201 132ZM208 130V131H207ZM222 130V129H221ZM236 130H238V129H236ZM11 131V132H10ZM15 131V132H14ZM27 131V132H26ZM34 131V132H33ZM37 133H36V132ZM258 131H260V132H258ZM12 132H13V134H12ZM26 132V133H25ZM89 132V133H88ZM101 132H102V134H101ZM105 132V133H104ZM139 134V135H137V133ZM200 132L202 133V137H204V138H202V137H200ZM252 132V133H251ZM34 133V134H33ZM94 134V136H93V134ZM98 133H99V135H100V137H98L99 135H98ZM127 133V134H126ZM134 133H136V134H134ZM163 133V132H162ZM161 133V135H163ZM207 133V134H208ZM214 133V134H213ZM231 133V134H230ZM243 133V132H242ZM246 133L248 134L247 135V138H245L246 137ZM249 133H250V135H249ZM255 133V134H254ZM257 133V134H256ZM30 134V135H29ZM33 134V136H31ZM42 134V135H41ZM87 134H88V136H87ZM108 134V135H109ZM134 134V135H133ZM252 134V135H251ZM259 134V135H258ZM7 135V136H6ZM23 136L22 137V139L20 138L21 136ZM26 135V136H25ZM28 135V136H27ZM90 135V136H89ZM104 136L103 138H102V136ZM107 135V136H108ZM132 135H133V137H132ZM218 135V136H217ZM229 135L231 136V139H230V137H229ZM245 135V136H244ZM254 135H256V136H254ZM17 136L19 137V138H17ZM79 136V137H78ZM86 136L88 137V138H86ZM92 136V137H91ZM96 136V138H94ZM135 136V137H134ZM137 136V137H136ZM146 136V137H145ZM215 136V137H214ZM217 136V137H216ZM250 137V140L251 139H253L251 142L249 141V137ZM260 136V137H259ZM7 137V138H6ZM25 137H27V138H25ZM33 137V138H32ZM91 137V138H90ZM98 137V138H97ZM148 137V138H147ZM17 138V139H16ZM32 138V139H31ZM92 139V141L91 140H89L88 142L90 143V144H85L86 142H87V140L88 139ZM99 138H101V139H99ZM134 138H135V140H134ZM139 138V139H138ZM214 138H217V140L216 139H214ZM259 138H261V139H258ZM36 139V140H35ZM45 139V140H46ZM78 139H81V141L79 142V140ZM85 139H87V140H85ZM97 139H99V142L101 143L100 145H99V142H98V140ZM127 139L129 140V141H127ZM140 140L139 141V143H138V140ZM146 139H148V140H146ZM200 139V140H201ZM255 139H257V140H255ZM35 140V141H34ZM40 140V141H39ZM197 141V142H202V140L201 141ZM230 140V141H229ZM137 141V142H136ZM146 141H147V143H146ZM150 141V142H149ZM220 141H222V140H220ZM227 141H228V143H227ZM244 141H246V143L244 142ZM248 141V142H247ZM254 141H258V143L257 142H254ZM47 142V141H46ZM96 142V143H95ZM133 142H135V143H133ZM142 142V143H141ZM230 142V143H229ZM242 142H243V144L245 145V147H244V145L242 144ZM5 143V144H4ZM94 143V144H93ZM145 145H144V144ZM206 143V144H207ZM249 143H251L250 145H249V148H248V144ZM253 143V144H252ZM128 144H129V146H128ZM136 144H138V145H136ZM193 144V143H192ZM203 144V143H202ZM202 144H199V145H202ZM218 144H221V143H218ZM20 145V146H19ZM96 145V146H95ZM144 147H143V146ZM195 145V147H197L196 146V144H194ZM198 145V144H197ZM212 145V146H213ZM222 145V146H223ZM241 145L243 146V147H241ZM260 145V146H259ZM101 146H103L104 147V149H103V147H101ZM125 146L127 147V148H129V150L127 151V148H125ZM189 146H191V145H189ZM221 146V147H222ZM233 146V145H232ZM39 147V146H38ZM37 147V148H38ZM95 147V148H94ZM153 147V146H152ZM225 147V146H224ZM223 147V148H224ZM241 147V148H240ZM88 150H87V149ZM90 148V149H89ZM99 148V149H98ZM139 148V149H138ZM228 148V149H227ZM231 148V146L229 147H225V150L227 149V151H229V149ZM234 148V147H233ZM32 149H34V150H37V149H35V148H33L32 147ZM48 149V148H47ZM46 149V150H47ZM80 149V150H79ZM91 149H92V151H91ZM93 149H96V151L95 150H93ZM134 149H137V150H134ZM144 149V150H143ZM171 149V150H170ZM239 149H240V151H239ZM242 149H244V150H242ZM246 149V150H245ZM251 149V150H250ZM6 150V151H5ZM33 150V151H34ZM86 150V151H85ZM102 150V151H101ZM103 150H104V152H103ZM140 150V151H139ZM242 150V151H241ZM82 151V152H81ZM138 151V152H137ZM142 151V152H141ZM152 151H153V156L151 157V153H152ZM170 151V152H169ZM212 151H213V149H212ZM211 151V152H212ZM245 151V152H244ZM249 151V152H248ZM14 152V153H13ZM16 152V153H15ZM94 152V153H93ZM131 154H130V153ZM136 152V153H135ZM140 152V153H139ZM146 152V153H145ZM148 152H151L150 154L148 153ZM251 152V153H250ZM23 153V154H22ZM82 153V154H81ZM83 153H85L86 154V156H83L84 154ZM135 155H134V154ZM139 153V154H138ZM142 153H144L143 155H144V157H142L143 155H142ZM252 153H254V154H252ZM260 153V154H259ZM15 154V155H14ZM18 155V158L16 157L17 155ZM98 154V155H97ZM103 154V155H102ZM106 154H107V156H106ZM129 154V155H128ZM138 154V155H137ZM148 154V155H147ZM156 154H157V156H156ZM164 154V155H163ZM181 154V153H180ZM259 154V155H258ZM57 155V154H56ZM71 155V156H70ZM73 155H75V156H73ZM80 155H82V156H80ZM137 155V156H136ZM145 155H147V157L148 156H150L151 158H153V161L152 160H150L151 158H146V156ZM170 155V159H166L168 156ZM230 155H231V153H230ZM235 155V156H234ZM238 155V156H237ZM242 155V156H241ZM19 156H21V157H19ZM55 156V157H54ZM123 156V157H122ZM241 156V157H240ZM251 156V157H250ZM260 156V157H259ZM67 157V158H68ZM74 157V158H73ZM80 157V158H79ZM83 157V158H82ZM107 159H106V158ZM118 157V158H117ZM172 157H174V158H172ZM198 157V156H197ZM201 157V156H200ZM237 157H239V158H237ZM253 157V158H252ZM16 158V159H15ZM78 158V159H77ZM96 158V159H95ZM101 158H103V160H101ZM105 158V159H104ZM121 158V159H120ZM126 158V159H125ZM136 158H137V161H136ZM142 158H143V160H142ZM146 158V159H145ZM176 158V160H173V159H175ZM180 158V159H179ZM202 158V157H201ZM204 158V157H203ZM246 158V159H245ZM250 158H251V160L252 159H254L252 162H251V160H250ZM258 158V159H257ZM261 158V159H260ZM23 159V158H22ZM75 159V160H74ZM77 159V160H76ZM84 159V160H83ZM131 159H132V162H133V159L135 160L133 163L134 164H136L138 161V163L136 164V165H134L133 163H131V164H129L130 162H131ZM139 159V160H138ZM155 159L157 160V161H159V162H163V163H169L170 161V164H167V166L169 167V172L171 171H173L174 172V170H176V173H177V171L179 172L180 171V169H182L180 172H188V176H187V178L186 179H188V180H186L185 182L186 183H190L191 181L193 182H196L195 184H197V187H195V188H197V189H195V190H193L190 194H187V193H185L184 191H182V192H179V194L177 193V195L174 193V194H172L173 196H175L176 198L175 199H177V201L175 202V200L173 199V196H171V197H169L170 195H168V196H164V195H162V196H159L158 195V201L159 202H161V203H159L160 204V208L158 209H153L152 211H151V213L150 214H152L153 216L154 215H157L158 216V218L156 219L155 217H153V216H151V218H152V220H150L151 218L149 217V220H148V222L146 221V225H143L142 227H140V228H136V230H135V232L133 233L132 231H134V230H132V231H128V230H126V229H120V228H118V227H116V228H112V229H108V231H107V229L106 228H104V226H105V222H106V220L108 221L111 217H114V213L112 212L113 211V207H111V206H114V201H115V204H124L125 202H126V204L128 203V204H130L131 205V202H132V204L133 205H136V206H138V203L140 204L141 202H145L146 200L147 201H152V198H151V196H153V195H151V194H153V192H151V191H149L148 189H151V187H152V183H153V180L155 179V176H153V175H155L154 173H153V171H152V163L153 162H155ZM205 159V158H204ZM16 160V161H15ZM21 160V163L19 162V161ZM114 160V161H113ZM117 160H118V162H117ZM126 160V162H128V164H129V166H128V164L127 163H125L124 161ZM128 160H130V161H128ZM140 160H142V162L140 161ZM180 160V161H179ZM238 162H241V163H236V161ZM260 160V161H259ZM38 161V163H36ZM76 162V163H74V162ZM99 161V162H98ZM106 161V162H105ZM120 161V162H119ZM151 161V162H150ZM167 161H169V162H167ZM185 161H186V163H185ZM70 162L72 163V164H70ZM82 164H81V163ZM101 162V163H100ZM105 162V163H104ZM112 162V164H113V166H112V164H110ZM114 162V163H113ZM144 162V163H143ZM147 162V164H145ZM176 162V163H175ZM191 162V163H190ZM235 162V163H234ZM248 162V163H247ZM257 162V163H256ZM61 162H59V164H60ZM66 163H67V165H66ZM77 163H78V165H77ZM83 163H84V165H83ZM103 163V164H102ZM124 163V164H123ZM174 163H175V165H176V168H175V165H174ZM181 163V164H180ZM190 163V164H189ZM195 164L194 165V168H193V166H191V164ZM74 164V165H73ZM110 164V165H109ZM127 164V165H126ZM180 164V165H179ZM188 164V165H187ZM192 164V165H193ZM239 164L241 165V166H239ZM245 164H246V167H244L245 166ZM256 164V165H255ZM65 165H66V167H65ZM83 165V166H82ZM108 165H109V168H108ZM132 165L134 166L133 168H132ZM147 165V166H146ZM171 165H172V167H173V165H174V170H173V168H171ZM179 165V168L177 167ZM185 165V166H184ZM206 165V164H205ZM204 165V166H205ZM234 165H236V166H234ZM21 166H22V168H21ZM50 166H51V168H50ZM74 166V167H73ZM102 166V167H101ZM106 166V167H105ZM190 167L192 170L194 169V171H190L191 169L190 168H187V167ZM60 167L61 168H65V170H63V169H60ZM79 167V168H78ZM119 167V169H116V168H118ZM127 167V168H126ZM128 167H129V170H128ZM132 169H131V168ZM138 167H139V169H138ZM142 169H141V168ZM151 167V168H150ZM182 167V168H181ZM186 167V168H185ZM197 167H199V169L197 168ZM238 168L239 170H240V172H239V170L237 171V169L236 168ZM242 167V168H241ZM1 168L3 169V170H1ZM56 168V169H55ZM76 170H75V169ZM106 168V169H105ZM120 168H122V170L120 169ZM146 168V169H145ZM148 168H149V170H148ZM178 168V169H177ZM197 168V169H196ZM202 168V169H201ZM241 168V169H240ZM245 168V169H244ZM56 171H55V170ZM104 171H103V170ZM114 169V170H113ZM134 169V170H133ZM136 169V170H135ZM245 171H244V170ZM248 169V170H247ZM262 171H261V170ZM23 170V171H22ZM60 170V171H59ZM63 170V171H62ZM67 170V171H66ZM74 170V171H73ZM80 170V171H79ZM116 170V171H115ZM131 170V171H130ZM195 170H197V171H195ZM200 170V171H199ZM243 170V171H242ZM42 171V172H41ZM110 171H113V172H110ZM114 171H115V173H114ZM137 171V172H136ZM150 171V172H149ZM218 170L216 169V172H217ZM64 172V173H63ZM147 172V173H146ZM168 172V173H169ZM215 172V173H216ZM234 172V173H235ZM258 172V173H257ZM108 173V174H107ZM127 173V174H126ZM128 173L130 174L131 173V175H129V177L127 176L128 175ZM138 174V175H134V174ZM233 173V175H235V174H237V173H235L234 174ZM244 173V174H243ZM27 174V175H26ZM37 174H39V176L37 175ZM45 174H47L48 176V179L45 177L46 175ZM121 174V175H120ZM132 174H133V176H132ZM142 174H143V176H142ZM178 174V173H177ZM195 174V175H194ZM255 174V175H254ZM262 175V176H260V175ZM37 175V176H36ZM43 175H45V176H43ZM101 175V176H100ZM103 175V176H102ZM105 175V176H104ZM114 175H116V176H114ZM123 175H124V178H123ZM232 175V176H233ZM242 175V176H241ZM246 175V176H245ZM35 176V177H34ZM107 176V177H106ZM109 176H111V178L109 177ZM113 176V177H112ZM121 176V177H120ZM131 176V177H130ZM242 178H241V177ZM55 177V178H54ZM57 177V178H56ZM84 177V178H83ZM127 177V178H126ZM132 177H133V183L132 184H130L132 181L130 180V179H132ZM134 177H136V178H134ZM140 177V178H139ZM143 179H142V178ZM147 177V178H146ZM152 177H154L153 179H151ZM168 177H170V176H168ZM178 177H180V175L178 176ZM193 177V178H192ZM195 177H196V180H195ZM245 177V178H244ZM260 177V178H259ZM46 178V179H45ZM51 178V179H50ZM60 178H61V180H60ZM105 178V179H104ZM115 178V179H114ZM126 178V179H125ZM171 178V177H170ZM190 178V179H189ZM130 181H129V180ZM136 179V180H135ZM194 179V180H193ZM259 179V180H258ZM101 180V181H100ZM102 180H105V181H102ZM113 180V181H112ZM124 180V182H121V181H123ZM134 180L136 181V182H134ZM152 180V181H151ZM239 180V181H238ZM255 180H256V182H255ZM82 181V182H81ZM98 181V182H97ZM110 183H109V182ZM116 181H118L119 182V184L118 183H115ZM139 181H142V182H139ZM151 181V182H150ZM238 181V182H237ZM97 182V183H96ZM105 182V183H104ZM111 182H113V183H111ZM127 182V183H126ZM129 182V183H128ZM138 182V184H136ZM145 182V183H144ZM185 182L184 183H182L181 182V184H179V186L181 187V188H183L186 184H185ZM99 183H100V185H99ZM108 185H107V184ZM121 184V185H120ZM137 186V187H135V185ZM184 184V185H183ZM124 185V186H123ZM141 185V186H140ZM235 187H237V188H235ZM243 185V186H242ZM75 186H76V188H75ZM104 186V187H103ZM116 186H118V187H122V190H123V192L120 194V192H121V188H117ZM133 186V187H132ZM140 186V187H139ZM143 186V187H142ZM240 186V187H239ZM261 186H263L262 188H261ZM37 187V188H36ZM79 187V188H78ZM112 187V188H111ZM98 188V189H97ZM105 188H106V190H105ZM115 188H117V189H115ZM159 188V187H158ZM162 188H164V187H160L159 189H162ZM235 188V189H234ZM254 188H256L255 190H254ZM261 188V189H260ZM115 189V190H114ZM120 189V190H119ZM148 191H147V190ZM158 189V190H159ZM243 191H242V190ZM259 189V190H258ZM4 190V191H3ZM36 190V191H35ZM108 190V191H107ZM126 190V191H125ZM145 190V191H144ZM152 190V189H151ZM162 190H164L165 191V189H162ZM161 190V191H162ZM207 190V191H206ZM241 190V191H240ZM97 191H99V192H97ZM101 191V192H100ZM104 191H106L105 193H104ZM119 191V192H118ZM138 191V192H137ZM142 191H144V192H142ZM160 191V192H161ZM211 191V192H210ZM256 191V192H255ZM258 191V192H257ZM75 192V193H74ZM116 192H118V193H116ZM147 192V193H146ZM149 192H151V193H149ZM196 192V193H195ZM237 192V193H238ZM243 192H245L244 194H243ZM260 192V193H259ZM33 193V194H32ZM135 193V194H134ZM195 193V194H194ZM210 195H209V194ZM5 194V195H4ZM74 194V195H73ZM75 194H76V196H75ZM98 194V195H97ZM104 194V195H103ZM150 194V195H149ZM213 194H214V198H212L213 197ZM241 194V195H240ZM245 194H247V195H245ZM259 194V195H258ZM4 195V196H3ZM79 195V196H78ZM106 195V196H105ZM127 195V196H126ZM129 195V196H128ZM134 195V196H133ZM183 195V196H182ZM242 195H243V197H242ZM253 195H254V197H253ZM255 195H256V197H255ZM260 195H263L262 196V198H261V196ZM38 196V197H37ZM124 196V197H123ZM130 196H132V197H130ZM138 197V199H137V197ZM181 196V197H180ZM216 196H219L218 198L216 197ZM227 196V195H226ZM227 196V197H228ZM237 196H239V200L241 201H238V198H237ZM135 197V198H134ZM168 199H167V198ZM178 197V198H177ZM216 197V198H215ZM229 197V198H230ZM242 197V198H241ZM202 198V199H201ZM225 198V197H224ZM234 198H236L235 200H236V203L235 202H233L234 201ZM241 198V199H240ZM244 198V199H243ZM246 198V199H245ZM258 198H259V200H258ZM260 198L261 199H263V201L261 200L260 201ZM95 199V200H94ZM137 199V200H136ZM141 199V200H140ZM146 199V200H145ZM150 199V200H149ZM180 199V200H179ZM212 199H213V201H212ZM252 199H254V200H252ZM161 200V201H160ZM185 200V201H184ZM187 200V201H186ZM211 200V201H210ZM216 200V201H215ZM225 200H228L227 198H225ZM224 200V201H225ZM243 200V201H242ZM84 201V202H83ZM146 201V202H147ZM165 201V202H164ZM195 201V202H194ZM199 201V202H198ZM217 201H219L218 202V204H217ZM246 201V202H245ZM253 201V202H252ZM98 202V203H97ZM120 202V203H119ZM136 202V203H135ZM171 202V203H170ZM173 202V203H172ZM181 202H182V204H181ZM238 202H240V203H238ZM254 202H256L255 204H254ZM38 203V204H37ZM40 203V204H39ZM156 203V202H155ZM164 203V204H163ZM185 203V204H184ZM187 203V204H186ZM233 203H235L234 205H233ZM248 203V204H247ZM80 204V205H79ZM86 204V205H85ZM109 204H111L110 206H109ZM144 204H146V203H144ZM157 204V203H156ZM158 204V205H159ZM221 204V205H220ZM240 204V209L242 208V206H245L244 207V209L240 212L241 213V215L247 210V212H245V216L244 215H242L241 217H239L238 215H239V212H237L238 210H239V208L237 207V205H239ZM257 204H258V206H257ZM82 205V206H81ZM90 205V206H89ZM217 205V206H216ZM232 205V209L230 208V206ZM236 205V206H235ZM242 205V206H241ZM256 205V206H255ZM89 206V207H88ZM165 206V207H164ZM234 206H235V208H234ZM248 206V207H247ZM259 206H261L262 207V209L259 207ZM86 207V208H85ZM88 207V208H87ZM155 207H157V205H155ZM159 207V206H158ZM181 207V208H180ZM212 207V208H211ZM216 207V208H215ZM238 208V210H236L237 208ZM255 207V208H254ZM178 208V209H177ZM185 208V209H184ZM219 208H220V210H219ZM182 209V210H181ZM234 209H235V211L237 212H235L234 211ZM248 209H250V210H248ZM257 209V210H256ZM43 210V211H42ZM46 210V211H45ZM134 211L136 210V209H133ZM156 210V211H155ZM159 210H160V212H159ZM203 210V211H202ZM231 210V211H230ZM261 210H262V213H261ZM122 211H124V210H122ZM184 213H183V212ZM191 211V212H190ZM219 211H221V214L222 215H224V216H222L221 214H219L220 212ZM228 211H229V213H228ZM240 211V210H239ZM42 212V213H41ZM154 212H156V214H154ZM177 212V213H176ZM217 212V213H216ZM251 212V213H250ZM113 213V214H112ZM123 215H122V214ZM112 214V215H111ZM220 216H219V215ZM67 217H66V216ZM111 215V216H110ZM122 215V216H121ZM126 215V216H125ZM162 215V216H161ZM218 215V216H217ZM238 216V218H237V216ZM246 215H247V217H246ZM258 215H261V216H258ZM119 216V217H118ZM200 216V217H199ZM104 219H103V218ZM117 217L118 218H120L121 219V221L123 220V222H125L126 220H127V218L126 217H128V214L126 213V212H118V215H117ZM160 217V218H159ZM165 217V218H164ZM178 219H177V218ZM243 217V218H242ZM247 219H246V218ZM261 219H260V218ZM34 218H35V220H34ZM40 218L42 219V220H40ZM99 218V219H98ZM101 218H102V220H101ZM155 218V219H154ZM234 218H236L235 219V222H236V220L238 219H240V221H252L251 219H254V218H257L258 219V225L260 224L262 227H263V229L262 228H260V229H257L258 227H256V229L255 230H250L249 232H248V236H247V234H245V238L244 239H239V238H237L236 237V235H234V234H232V235H234L235 236V238H234V236H232L234 239L233 240H231L232 241V243H233V248H235V249H232V252L231 253H233V254H231V253H228V254H226L224 251H223V249H222V247H221V245H220V247H221V249L219 248V243H217V241H218V239L219 238H223V234L227 231L228 232V230H229V232H231L230 231V229L232 230V232L233 231H236V230H238V229H240V227H236V225L237 224H234V222L233 223H231L232 222V219H234ZM241 218H242V220H241ZM245 218V219H244ZM126 219V220H125ZM189 219H190V221H189ZM199 219V220H198ZM204 219V220H203ZM206 219V220H205ZM34 220V221H33ZM101 220V221H100ZM159 220V221H158ZM183 222H182V221ZM187 220V221H186ZM214 220V221H213ZM30 221V222H29ZM47 221V222H46ZM98 221V222H97ZM211 221V222H210ZM263 222V223H261V222ZM32 222V223H31ZM36 222V223H35ZM37 222H38V224H37ZM155 222V223H154ZM217 222V223H216ZM226 222L228 223H230V224H232V225H228V224H226ZM48 223V224H47ZM52 223V224H51ZM54 223V224H53ZM168 223V224H167ZM176 223V224H175ZM191 223V224H190ZM27 224L29 225V226H27ZM31 224H33V225H31ZM36 224V225H35ZM47 224V225H46ZM49 224H51V225H49ZM55 224H56V226L57 227H55ZM157 224H159V225H157ZM163 224V225H162ZM188 226H187V225ZM201 224H202V226H201ZM35 225V226H34ZM104 225V226H103ZM156 225V226H155ZM186 225V226H185ZM207 225V226H206ZM216 225H217V227H216ZM224 225V226H223ZM235 225V226H234ZM257 225V226H258ZM259 225V226H260ZM31 226H33L34 227V229L32 230V228H31ZM39 226V227H38ZM45 227V228H44ZM53 227H54V229H53ZM151 227V228H150ZM223 227V228H222ZM228 228V229H226V228ZM48 228V229H47ZM56 228V229H55ZM75 228V229H74ZM104 228V229H103ZM143 228V229H142ZM208 230H206V229ZM211 228V229H210ZM222 230H221V229ZM45 229V230H44ZM106 229V230H105ZM141 229V230H140ZM171 229V230H170ZM203 229V230H202ZM30 230V231H29ZM35 230H37L36 231V233H35ZM51 230V231H50ZM54 230V231H53ZM56 230V231H55ZM106 232H105V231ZM113 230V231H112ZM217 231H219V232H217ZM225 231V232H224ZM27 232V233H26ZM31 232V233H30ZM75 232V233H74ZM132 232V233H131ZM149 232V233H148ZM222 232V234H220ZM33 233V234H32ZM35 233V234H34ZM85 233V234H84ZM107 233V234H106ZM114 233V234H113ZM246 233H247V231H246ZM78 234V235H77ZM102 234V235H101ZM109 234H111V235H109ZM251 234V235H250ZM253 234V235H252ZM37 235V236H36ZM99 235H101V236H99ZM211 235H213V236H211ZM222 235V236H221ZM256 235V236H255ZM19 236V237H18ZM32 238H31V237ZM142 236V237H141ZM221 236V237H220ZM35 237V238H34ZM102 237V238H101ZM206 237V238H205ZM211 238V239H209V238ZM248 237V238H247ZM81 238V239H80ZM196 238V239H195ZM215 238H218L216 241H211L212 239H214L215 240ZM248 239V240H246V242L244 241L245 239ZM194 239H195V241H194ZM198 239V240H197ZM21 240V241H20ZM41 240V241H40ZM159 240V241H158ZM174 240V241H173ZM240 240V241H239ZM19 241V242H18ZM23 241V242H22ZM34 243H33V242ZM38 241V242H37ZM199 241V242H198ZM40 242V243H39ZM201 242V243H200ZM211 242V243H210ZM218 244H216V243ZM238 242H239V244H238ZM263 242V243H262ZM36 243V244H35ZM40 245H39V244ZM60 243V244H59ZM166 245H165V244ZM193 243V244H192ZM215 245H214V244ZM244 243V244H243ZM19 244V245H18ZM42 244V245H41ZM182 244H183V246H182ZM262 244V245H261ZM34 245V246H33ZM169 245V246H168ZM218 247H217V246ZM239 245V246H238ZM249 245V246H248ZM261 245V246H260ZM57 246V247H56ZM201 246V247H200ZM216 246V247H215ZM244 246V247H243ZM251 246V247H250ZM263 246V247H262ZM183 247V248H182ZM208 247V248H207ZM209 247H211V248H209ZM238 247H239V249H238ZM241 247V248H240ZM191 248H193V249H191ZM212 248H216L214 251L216 252L215 253V255H214V257L212 258V261L211 260H207V259H205L204 258V253H205V256H206V253H207V250L209 251V250H211ZM261 248V249H260ZM21 251H20V250ZM195 249V250H194ZM220 249V250H219ZM251 249V250H250ZM189 250V251H188ZM191 250V251H190ZM197 250V251H196ZM240 250V251H239ZM203 252V254H202V252ZM236 252V253H234V252ZM262 251V252H261ZM20 252V253H19ZM198 252H199V254H198ZM222 252V253H221ZM242 252V253H241ZM188 253V254H187ZM223 253L224 254H226L227 255V257L228 258H230V260H229V262L227 261L226 263L224 262V258L226 257V255H223ZM193 254V255H192ZM197 254V255H196ZM202 254V255H201ZM241 254H243V256L241 255ZM262 254V255H261ZM181 255V256H180ZM199 255H201V256H199ZM222 256V257H219V256ZM229 255V256H228ZM9 256V257H8ZM21 256V257H20ZM188 256V257H187ZM197 256V257H196ZM200 258H199V257ZM3 257V258H2ZM6 258V259H5ZM204 258V260H202V259ZM4 259V260H3ZM12 259V260H11ZM201 259V260H200ZM232 259V260H231ZM200 260V261H199ZM263 260V261H262ZM10 261V262H9ZM205 261V262H204ZM230 261H231V263H230ZM233 261V262H232ZM244 261V262H243ZM200 262V263H199ZM211 262V263H210ZM224 262V263H223ZM246 262V263H245Z\"/></svg>","mask_w":264,"mask_h":264},{"label":"bare ground","instance_id":"2","mask_svg":"<svg viewBox=\"0 0 264 264\" xmlns=\"http://www.w3.org/2000/svg\"><path fill=\"white\" fill-rule=\"evenodd\" d=\"M11 0H0V3L2 2V4H4V7H3V5L1 6V4H0V64H1V61L2 62H4L3 60H5V62L6 61H8V65L9 66H12V65H14V66H17V68H18V70H21V69H19V66H23V67H25V68H27V71H28V73L31 75V73H32V78H33V76H35L34 77V79H36V82H37V79L39 80V81H41V83L43 82V83H45V86L44 87H49L48 85L50 84V88H53V86L51 87V83H52V85H53V80L55 81V75H56V78H58V74H56L55 72H60L61 71V69H59V70H57L59 67H60V65H61V63L63 62V60L65 61V60H67L69 57H70V55L72 56V57H76V58H72L73 60V62H74V59H75V62H76V65H75V68H77L78 66V68L81 70V68L83 67L82 65H84L83 63L84 62H91L90 60H92V58H97L98 59V61H97V59L95 60V59H93V61L92 62H94V61H96V62H99V63H95V64H97V66L94 64V63H90V65H89V63H87V71H88V68H91V64H94L92 67V69H89V71L88 72H86L84 69V71H85V75H84V78H85V76H86V78H85V81L81 78V80H79V81H77V79L79 78L78 76H80L77 72V78H76V76L74 75L73 76V78H71V80H70V82H68L67 80V82H66V84L68 85V88L69 89H67V91L66 92H64L63 93V91H61L62 93L59 95L58 94V90H55L56 92H57V94H58V96H60V98H58L57 97V95H56V97H57V99H59L57 102H54L51 106H49L47 109L45 108L44 110V117H43V122H44V124H45V126H47V127H49L50 128V130H49V132H48V135H47V139H46V136H45V139H41V141H40V145H38L37 147L34 145V143L36 144V142L38 141H36V142H33V140H27V139H25V144L24 145H22L23 143H24V141H22L21 140V146H22V148H23V146H24V149L22 150H20V153H19V155L21 154V151H24L25 150V152H24V157H22V158H19V159H21V160H23L22 161V163H21V160L19 161L20 163H21V165L23 164V169H24V171L25 172H29V175H30V171H34V175H35V173L37 172V171H40V169H42L43 170V168H45L46 169V167H48L49 166V162H51V161H53V159L55 160V158H53L52 156L54 155V154H52V152L54 153V151H56L55 153L57 154H55V156H58L56 159L58 160V161H54V163L55 164H58V165H60L61 166V164L63 163L62 161H64V164H65V161H66V159H69L70 157H68V152H70L71 151V153H73L72 152V150H74V152H75V150H76V148H78L77 146H79L80 147V144H78L77 143V137H76V128L78 127V126H80V125H82L83 124V118H85L86 120H85V122L86 123H90L91 121H93V120H91V119H93V115H98V116H101V119L103 118L104 120H106V121H104V122H106V124L107 125H112L111 127L112 128H110V130H112L111 132H110V134L107 132V134H106V136L104 137V136H102V138L103 139H101V138H99V139H101V141L103 142V144H101L100 142H99V139H97L98 140V142H99V145L101 144V145H104V147H105V149H106V153L108 154V156H107V154H106V156H107V158L110 156V160H111V158H116V156H119L120 154L122 155L123 154V152L122 151H124L123 150V148H124V145H125V135H124V132H126L127 131V129H126V127H127V120H126V117H128V115H126L125 116V111H126V109H127V107L126 108H124V103L126 104V103H131V101L132 100H134V98L136 97L137 99H138V97H139V99L140 98H143V97H145V98H147L148 97V95H151V97H153V96H159L160 97V95H162L163 93H164V91H165V88L168 86L167 84H171L172 83V81H170V83H168L167 81H169V80H163L162 79V77L158 80L157 78H153L152 76H151V74L152 73H150V71H149V69H151L152 67H153V65H155L154 64V62H151V63H153V65H152V67L149 65V62H148V52L146 51V50H144L141 46H140V48H139V46H136V44H134L136 41H137V39L139 40V43H137V44H140V43H143L144 42V38H143V36L145 35H143L142 33H141V35H143V36H141V38H140V36H138L139 38H136L135 39V35L134 36H130L129 34H128V32H130V31H136V30H138V32H141V30H143L142 29V26H144L145 27V25H143V23L141 22V20L143 19H137V17H140L141 18V16L143 15V13H144V18H145V20H142L144 23H145V21H153L154 23H157V25L160 23H166L165 21H167L168 22V19H167V16H168V18H169V15L171 14V15H173L171 12H170V10L172 9V5L174 4H171V7H170V10H169V7H168V9H166L165 7H167V6H165L164 8L165 9H158L156 6H155V4H156V0L154 1H152V0H147L148 2H147V6H146V12H143V11H141V7L139 8V10L138 11H136V12H138L139 13V15H141L140 13H142V15L141 16H139L137 13H136V17H133V18H135V19H133L132 18V15L134 16L135 15V13L134 14H132L131 15V19H133V20H131V22H129V24H127V26L126 27H124V26H122L121 27V25L120 26H112L113 24L111 23V22H107V21H109V17L106 15V16H104V13L105 12H103L104 10H102L103 8L101 7V8H94V6L96 7V5H94L92 8L94 9V10H92V11H90V9H89V11H88V14H90L89 16V19L87 18V17H85V18H87L88 19V23H86L85 24V22H87V21H83L82 19L84 18V13H83V11L85 10V9H83V7H82V4L83 3H85V0H32L34 3H36V7H38L39 9L38 10H40L39 12H41V15H42V13H44V14H46V15H44V16H47L48 15V17H50L51 19H53V20H56V21H59V22H63V23H67L68 22V24L66 25V32H68V33H66V34H68V36H71L72 38H70V39H72V40H70L69 41V37L68 36H66V34L64 35L65 37H67L68 39V41L67 42H71L72 43V41L73 42H75V45H74V47H71L72 49L70 50V45L68 46V43H66V45H64L65 43L64 42H66V41H64L63 40V45H60L61 44V42H58V43H60L59 44V46L57 47H54V48H57V49H59V48H61V49H59V50H62V48L65 46H67V49L69 48V50L70 51H67V52H70V53H67L64 49V51L62 50V52L61 53H59L60 51H58V53H57V51L56 52H54V50H56V49H54L53 47V53H57V54H60V55H63L65 52L67 53H65V55H66V59H65V57H64V59L62 60V62L61 61H57L56 59H58L57 57H56V55L54 54V55H52L51 53V50H49V49H45V51H46V53L44 52V48L45 47H47L48 45H51V44H53V46L54 45H57V43L56 44H54V43H52V41H49V39H48V41H44L46 44H47V46L45 45V43H40L36 38V35L38 34V32H39V30H38V25H35V23L33 24H27L28 22H27V18L28 17H31L32 18V16H28V17H26V14L25 15H21L22 14V12L20 13V12H18V11H16L17 9L14 7L13 9H14V11H13V9H12V6L10 7V5H13V4H10L11 2H10ZM19 1V0H18ZM29 2V0H26V2ZM31 1V2H32ZM94 1V0H93ZM119 2H120V0H118ZM117 1V2H118ZM124 1V0H123ZM127 1V0H126ZM140 1V0H139ZM159 1H161V0H159ZM185 2H186V0H184ZM188 1V0H187ZM190 1V0H189ZM217 1H219V0H217ZM260 0H231V3H229V5L227 6V8H228V10H230V13L232 12V11H234L235 12V14L232 12V16L233 17H230L231 16V14H228V15H230L229 17H228V19L230 18V19H232V21H233V23L234 22H244L243 24H249V23H246V22H250L251 23V21H253L254 19H253V15H255L257 18L259 17V14H258V12L257 11H253V13H251L250 12V14H249V12H247V13H245V16H241V15H243L244 14V9L246 8V6L247 5H250L251 7H252V5L254 4L255 5V3L256 4H258V2H259ZM263 1V0H262ZM16 2V1H15ZM28 2L26 3V4H28ZM33 2H32V5H33ZM157 2H158V0H157ZM182 2V1H181ZM185 2H184V4H185ZM195 2V1H194ZM215 2V1H214ZM261 2V1H260ZM24 3V2H23ZM22 3V4H23ZM30 3V2H29ZM89 3H90V1H89ZM95 3V2H94ZM99 3V2H98ZM155 3V4H154ZM162 3H163V1H162ZM190 3V2H189ZM188 3V4H189ZM199 3V2H198ZM205 3V2H204ZM220 3H222V2H219V5H220ZM261 3H263V2H261ZM18 4H19V2H18ZM86 4V3H85ZM97 4V3H96ZM159 5L161 4V3H158ZM157 4V5H158ZM166 4V3H165ZM187 4V5H188ZM193 4H195V3H193ZM193 4H191V6L190 5H188L187 7H192V5ZM29 5H31V4H28V5H26V6H28L29 8H31ZM89 5V4H88ZM93 5V4H92ZM119 5V4H118ZM133 5V4H132ZM163 5V4H162ZM180 5H181V3H180ZM186 5V4H185ZM222 5V4H221ZM225 5V4H224ZM227 5V4H226ZM260 5V4H259ZM23 6H25V5H23ZM84 6V5H83ZM86 6V5H85ZM84 6V7H85ZM161 6V5H160ZM175 6V5H174ZM194 6V5H193ZM197 6V5H196ZM215 6V5H214ZM249 6V7H250ZM261 6H264V5H261ZM90 7V6H89ZM116 7V6H115ZM118 7V6H117ZM116 7V8H117ZM126 7V6H125ZM145 7V6H144ZM161 7H163V6H161ZM216 7V6H215ZM217 7H218V4H217ZM224 7V6H223ZM226 7V6H225ZM248 7V6H247ZM254 7H256V6H254ZM258 7V6H257ZM256 7V8H257ZM32 8H34V7H32ZM31 8V9H32ZM91 8V7H90ZM115 8V9H116ZM175 8V7H174ZM183 8H185V7H183ZM195 8H197V7H195ZM207 8V7H206ZM214 8V7H213ZM256 8H254V9H256ZM16 9V10H15ZM35 9V8H34ZM106 9H107V7H106ZM122 9V8H121ZM190 9V8H189ZM188 9V10H189ZM192 9V8H191ZM190 9V10H191ZM221 9H223L222 8V6H221V8L219 9V10H221ZM226 9V8H225ZM250 9V8H249ZM259 9H261V8H259ZM19 10V9H18ZM20 10H21V8H20ZM36 10V9H35ZM34 10V11H35ZM142 10H144L143 8H142ZM186 10V9H185ZM212 10V9H211ZM216 10H218V8H216ZM227 10V9H226ZM246 10H247V8H246ZM257 10V9H256ZM16 11V12H15ZM23 11V10H22ZM86 11V10H85ZM121 11V10H120ZM141 11V12H140ZM196 11H199V10H196ZM207 11V10H206ZM223 11H224V9H223ZM244 11V12H243ZM248 11V10H247ZM260 11V10H259ZM25 12V11H24ZM27 12V11H26ZM32 12V11H31ZM90 12V13H89ZM107 12H109L108 10H107ZM135 12V11H134ZM174 12V11H173ZM190 12H192V11H190ZM212 12V11H211ZM243 12V14H241ZM263 12H264V9H263ZM262 12V13H263ZM16 13H19V16L18 15H16ZM30 13V12H29ZM111 13V12H110ZM145 13H147V14H145ZM181 13V12H180ZM195 13V12H194ZM210 12L208 11V14H209ZM225 13V12H224ZM256 13V14H255ZM261 13V12H260ZM32 14V13H31ZM30 14V15H31ZM40 14V13H39ZM106 14V13H105ZM176 14V13H175ZM175 14H174V16L173 17H175V19H174V23H175V21L177 20V18H179L178 16H175ZM179 14V13H178ZM197 14V13H196ZM200 14V13H199ZM207 14V15H208ZM226 14V13H225ZM246 14H247V17H248V14L250 15L248 18L246 17ZM264 14V13H263ZM21 15V16H20ZM36 15V14H35ZM41 15H40V17H41ZM87 15V14H86ZM119 15H122V14H119ZM129 15V14H128ZM145 15H147V16H145ZM171 15H170V17H171ZM204 15V14H203ZM211 15V14H210ZM210 15H208L209 17H210ZM227 15V16H228ZM258 15V16H257ZM261 16H262V14H260ZM43 16V17H44ZM180 16V15H179ZM182 16V15H181ZM188 16V15H187ZM187 16H185V17H187ZM192 16V15H191ZM198 16H200V15H197L196 17H198ZM205 16V15H204ZM207 16V17H208ZM223 16H225V15H222V17ZM254 16V17H255ZM260 16V17H261ZM23 17V18H22ZM105 17H107L108 19H106ZM118 17V16H117ZM173 17H171V19H173ZM177 17V18H176ZM189 17L190 16H188V18L187 19H189ZM214 17V14H213V16H212V18ZM35 18V17H34ZM127 18H128V16H127ZM201 18L202 17H199V20L198 19H196L194 16H193V19L191 18L190 20H188V21H184V23H182V20H181V22L180 23H182V28L180 27V29H181V31L183 32V34H185V36H183V35H179L178 33L180 32V34L182 33L181 31H179V32H177L176 34H178V36H183L184 38H185V40H187V41H185L184 40V38L182 37V39L185 41L184 43L185 44H183V46L182 47H185V48H188V49H186L187 50V52H188V50H189V48L191 49L192 48V46H198V48H201V52L202 53H200V54H197V52H198V50L200 51V49H198L197 47V52H196V54L197 55H200L201 56V58L198 60L197 58L198 57H196V59H194L193 60V58L190 60L189 59V57H188V62L189 61H191V62H189L190 64H187V63H185V62H187V61H185L184 62V60H186L187 58H184L185 57V55H186V53H183L182 52V49H181V46L179 45V44H177V46L178 47H180V48H178V47H176L178 50V52L176 53L177 55H175L174 56V61L177 59V61H175L176 63H175V65L173 64V66L172 67H174V68H172V71H173V69H174V73H176L177 71H181L180 73L179 72H177V73H179V74H181V76L183 77L184 75H186V79H185V85H187V87L189 86V87H191L190 86V84L191 83H195L196 82V85H195V89H201V91L204 89V93L206 92V93H210L211 92V84H210V74L211 73H213L214 75H216V76H219V75H221V76H224L223 74H222V71H226V69L225 70H221V69H215V64L217 63V64H219V65H223L225 68H229L230 69V67L228 66L229 65V63L227 62V61H225V60H223V59H221V55H222V52H224V51H222V46L220 47L219 46V44H221V42L219 41L218 43H217V38L218 37H215V41H216V44L218 45H216L215 44V42H212V40L210 39L209 41L207 40V41H205V39L207 38V37H204L203 39H201L202 41L204 40V43H202V41L200 40H198L197 38L199 37V35L201 34H197V36L195 35V38H196V40L192 37L193 35V33L195 32L193 29H191V28H193V27H191V26H193V25H190V23L192 24L193 22H196V24H201ZM226 18V17H225ZM21 19V20H20ZM38 19L40 20V18L38 17ZM111 19V18H110ZM126 19V18H125ZM130 19V18H129ZM166 19V20H165ZM170 19V18H169ZM170 19V20H171ZM181 19V18H180ZM205 19V18H204ZM208 19V18H207ZM29 20V19H28ZM37 20V19H36ZM44 20V19H43ZM115 20V19H114ZM120 20V19H119ZM169 20V21H170ZM179 20V19H178ZM176 21L177 22V25L179 24V21ZM214 20V19H213ZM224 20V19H223ZM251 20V21H250ZM22 21V22H21ZM30 21V20H29ZM32 21V20H31ZM46 21V20H45ZM48 21H50V19L48 20ZM83 21V22H82ZM117 21V20H116ZM229 21V20H228ZM264 21V20H263ZM35 22V21H34ZM118 22V21H117ZM171 22H173V21H171ZM198 22V23H197ZM202 22H204V20L202 21ZM240 22V23H241ZM254 22V21H253ZM252 22V23H253ZM258 22H259V20H258ZM261 22V21H260ZM57 23V22H56ZM62 23V24H63ZM173 23V28H174V24ZM229 23V22H228ZM240 23H238V24H240ZM37 24V23H36ZM39 24V23H38ZM53 24V23H52ZM77 24H81L80 26L79 25H77ZM112 24V25H111ZM123 24V23H122ZM124 24H126V23H124ZM159 24V26H161L160 28H161V30L163 29L162 28V26H164V25H160ZM204 24V23H203ZM207 24V23H206ZM223 24V23H222ZM237 24V23H236ZM243 24L241 25V27H243V29L241 28V30L240 29H238V27L236 28V29H238V30H240L241 32H239L238 30H235L236 31V34H234V35H236L237 36V34H238V32H239V34H241L242 36L243 35H247L248 34V32L250 33L251 31L249 30L250 28V26L249 27H246V26H243ZM258 23H256V25H257ZM261 24V23H260ZM264 24V23H263ZM43 25V24H42ZM61 25V24H60ZM77 25V26H76ZM149 25V24H148ZM181 25V24H180ZM185 26V28H184V26ZM205 25V24H204ZM215 25V24H214ZM213 25V26H214ZM37 26V27H36ZM63 26V25H62ZM79 26V27H78ZM159 26H158V28H159ZM166 26V25H165ZM165 26H164V28H165ZM172 26H170L169 24L166 26V28L165 29H169V31H168V33H171L170 31L171 30H174L173 28H172ZM186 26H188L187 28H186ZM194 26H195V23H194ZM197 26V25H196ZM195 26V27H196ZM211 27H212V25H210ZM225 26V25H224ZM236 26H238V25H236ZM253 26V25H252ZM258 26V25H257ZM263 26V25H262ZM41 27V26H40ZM45 26H43V28H44ZM49 27V26H48ZM143 27V28H144ZM200 27H201V25H200ZM200 27H197L196 28V30H199V29H201L202 30V27L200 28ZM205 27V26H204ZM215 27V26H214ZM233 27H235L234 25H233ZM244 27H246V29L248 30V32L246 33V31H244V30H246ZM254 27V26H253ZM256 27V26H255ZM151 28V27H150ZM199 28V29H198ZM224 28V27H223ZM223 28L219 25H217L215 28H212V29H214V30H212V31H214L213 33H215L216 34V36H217V34L219 35V34H224V35H231L232 33L231 32H226L225 30H223ZM262 28V27H261ZM263 28H264V26H263ZM46 29H47V27H46ZM61 29V28H60ZM65 29H63V31L65 30ZM125 29V32L127 31V33H125L124 31H122V30H124ZM148 29V28H147ZM178 29H179V27H178ZM195 29V28H194ZM209 28H206V29H204L202 32L205 34L206 32H208L209 33V30H208ZM230 29H232V28H230ZM234 29V28H233ZM255 29V28H254ZM253 29V33H254V31H256V30H254ZM146 30V29H145ZM145 30H143L142 32H144ZM167 30H165V31H167ZM201 30H199V31H201ZM227 30V29H226ZM229 30V29H228ZM57 31H59V30H57ZM56 31V32H57ZM123 32L122 34H124L123 36H124V38H123V36H122V38L123 39H125V41L121 38V37H118V38H121V39H119V40H123V41H121L120 43H121V45H120V43H119V40H118V38L116 37L117 35V33L119 34L120 32ZM148 31V30H147ZM146 31V32H147ZM163 31H164V29H163ZM176 31H178L177 29H176ZM232 31H234V30H232ZM234 31V32H235ZM238 31V32H237ZM65 32V31H64ZM63 32V33H64ZM197 32V31H196ZM196 32H195V34H196ZM63 33H61V35L63 36ZM136 33H137V31H136ZM161 33V32H160ZM165 33V32H164ZM202 33V34H203ZM228 33V34H227ZM264 33V32H263ZM56 34H59V33H56ZM121 34V35H122ZM139 34V33H138ZM137 34V35H138ZM150 34V33H149ZM162 34V33H161ZM161 34L160 35H158V36H161ZM174 34H175V30H174ZM174 34H172L173 36L171 37V38H173L174 37ZM203 34V35H204ZM207 34V33H206ZM212 34V33H211ZM257 34H258V32H257ZM262 34V33H261ZM48 35V34H47ZM148 35V34H147ZM151 35V34H150ZM163 36H164V34H162ZM167 35V37H168V34H166ZM170 35V34H169ZM190 35H191V37L194 39V43H193V40L190 38ZM202 35V36H203ZM208 36H209V34H207ZM206 35V36H207ZM254 35V34H253ZM253 35H252V32H251V34H249V37L251 36V37H253ZM255 35H256V32H255ZM254 35V36H255ZM56 36V35H55ZM58 36V35H57ZM60 36V35H59ZM61 36V37H62ZM152 36H154V35H152ZM156 37H157V35H155ZM163 36H161V37H163ZM177 36V35H176ZM212 36V35H211ZM215 36V35H214ZM239 36V35H238ZM241 36V37H242ZM257 36V35H256ZM64 37V38H65ZM115 37L117 38V40L115 39ZM137 37V36H136ZM145 38H146V35L144 36ZM150 37V36H149ZM166 37V38H167ZM201 37V36H200ZM210 37V36H209ZM209 37H208V39H209ZM220 35H219V39H220ZM232 37V36H231ZM231 37H230V39H231ZM247 37V36H246ZM48 38V37H47ZM57 38H59V37H57ZM177 38V37H176ZM180 38V37H179ZM178 38V39H179ZM202 38V37H201ZM233 38V37H232ZM237 38V37H236ZM258 38V37H257ZM263 38V37H262ZM56 38H54V40H55ZM147 40L149 39V38H146ZM151 39H153V38H151ZM154 39H155V37H154ZM157 40H158V38H156ZM155 39V40H156ZM162 39V38H161ZM160 39V40H161ZM169 39V38H168ZM181 39V38H180ZM213 39V38H212ZM224 38H222V41H224L223 40ZM237 39H240V38H237ZM245 39V38H244ZM250 39V38H249ZM256 39V38H255ZM261 39V38H260ZM45 40V39H44ZM51 40V39H50ZM57 40V39H56ZM62 40V39H61ZM150 40V39H149ZM149 40H148V42H149ZM164 40V39H163ZM162 40V41H163ZM171 40V39H170ZM189 40V41H188ZM190 40H192V41H190ZM226 40V39H225ZM227 40L229 41V39L227 38ZM247 40V39H246ZM253 40V39H252ZM35 41H38L39 43L38 44H41V45H38L37 44V42L35 43ZM58 41H59V39H58ZM83 41H86L87 42V44H86V42H85V44H84V46L82 47V48H80L83 44H81V43H83ZM146 41V40H145ZM153 41V40H152ZM167 41V40H166ZM174 41H176V39H174ZM180 41V40H179ZM178 40H177V42H179ZM228 41H226V42H228ZM232 40H230V42H231ZM236 41V40H235ZM235 41H233L234 43H235ZM260 41V40H259ZM43 42V41H42ZM138 42V41H137ZM154 42H156V41H154ZM159 42V41H158ZM164 42V41H163ZM162 42V43H163ZM186 42H187V44H186ZM189 42V43H188ZM226 42H223V43H225L226 44ZM230 42H228V43H230ZM233 42H231L230 43V45L232 44V46H233ZM237 42H242V41H237ZM237 42H236V44H237ZM248 42V41H247ZM77 43H78V45L80 46H78L77 45ZM147 43V42H146ZM146 43H143L144 45H146ZM193 43V44H192ZM244 43H245V41H244ZM250 43H251V41H250ZM257 43V42H256ZM262 43V42H261ZM38 46H42V48H43V46H44V48H43V50H42V48L41 47H37V45ZM44 44V45H43ZM81 44V45H80ZM119 44V45H118ZM150 44H153V43H151V41H150V43H149V46H150ZM172 44H173V41H172ZM180 44H181V42H180ZM190 44H192V46L190 45ZM203 45L202 47H201V45ZM241 44V43H240ZM252 44V43H251ZM259 44V43H258ZM72 45V46H73ZM156 45H158V44H156ZM224 45V44H223ZM60 46H63V47H60ZM75 46H78L77 48H80V50L78 51L77 49H76V47ZM131 47V46H133V48H132V51H130V50H128V47ZM226 46H228V45H226ZM241 46V45H240ZM239 46V47H240ZM245 46V45H244ZM64 47V48H65ZM154 47V46H153ZM157 47V46H156ZM172 47H173V45H172ZM175 47V46H174ZM195 47H193L192 49H195ZM234 47V46H233ZM236 47V46H235ZM37 48H40V49H38L37 50ZM49 48V47H48ZM74 48H75V50H74ZM152 48V47H151ZM226 48H230V47H226ZM225 48V46H224V48L223 49H226ZM66 49V48H65ZM153 49V48H152ZM154 49H155V47H154ZM158 49H159V47H158ZM175 49V48H174ZM179 49H181V50H179ZM234 49V48H233ZM233 49H231V50H233ZM261 49V48H260ZM150 50V49H149ZM157 50V49H156ZM162 50V49H161ZM244 50V49H243ZM75 53H74V52ZM192 51V50H191ZM195 51V50H194ZM227 51H228V49H227ZM226 51V52H227ZM234 51V53H235V50H233ZM232 51V52H233ZM251 51V50H250ZM254 51V50H253ZM47 52H51L47 57L48 58H46V56H43L42 57V55H47L48 53ZM173 52H175V51H173ZM248 52V51H247ZM257 52V51H256ZM44 53V54H43ZM63 53V54H62ZM152 53H153V51H152ZM171 53H172V51H171ZM194 53V52H193ZM199 53V52H198ZM231 53V52H230ZM250 53V52H249ZM68 54H69V57L67 58V56H68ZM78 54V55H77ZM158 54V53H157ZM168 54V53H167ZM173 54V53H172ZM261 54V53H260ZM50 55H52V56H50ZM75 55V56H74ZM153 55V54H152ZM166 55V54H165ZM188 55V54H187ZM195 55V54H194ZM197 55H195V56H197ZM226 55V54H225ZM228 55V54H227ZM231 55V54H230ZM50 56V57H49ZM54 56V57H53ZM154 56V55H153ZM157 57L159 56V55H156ZM155 56V57H156ZM167 56V55H166ZM189 56H191V55H189ZM213 56H215V58H216V56H220L219 58L220 59H218V57L216 58V60H218V61H212L213 59H214V57ZM245 56V55H244ZM248 56H249V54H248ZM253 56V55H252ZM264 56V55H263ZM42 57V58H41ZM51 57H53V60H50L51 59ZM59 57V59L58 60H61L62 58H63V56H62V58L60 57V56H58ZM165 57V56H164ZM171 57H172V55H171ZM171 57H170V59H171ZM43 58H45L46 60H44ZM50 58V59H49ZM166 58H169V57H166ZM176 58V59H175ZM191 58V57H190ZM236 58V57H235ZM244 58V57H243ZM257 58V57H256ZM264 58V57H263ZM78 59V60H77ZM79 59H80V61H79ZM153 59H154V57H153ZM157 59V58H156ZM173 59V58H172ZM171 59V60H172ZM232 59V58H231ZM42 60H44V62H42ZM68 60H70V58L68 59ZM151 60V59H150ZM158 60V59H157ZM163 60V59H162ZM193 60V61H192ZM196 60V61H195ZM221 60V61H220ZM232 60H234V59H232ZM235 60H237V59H235ZM33 61H36V63L35 62H33ZM48 61H49V63H50V61H56V62H58V64L60 63V65H58L57 67L55 66V68H57L56 69V71L54 72V70L51 68L52 67V63H50L51 64V66H47V64L48 65H50L49 63H48ZM71 61V60H70ZM71 61V63L74 65V63ZM77 61L79 62V63H77ZM153 61V60H152ZM156 61V60H155ZM165 61V63H166V60H163V62ZM250 61V60H249ZM249 61H248V57H247V63H249ZM259 61H260V59H259ZM4 62V63H5ZM157 62V61H156ZM184 62V63H183ZM215 62V63H214ZM222 62V63H221ZM241 62V61H240ZM3 63V64H4ZM7 63V62H6ZM5 63V64H6ZM12 63V64H11ZM64 63H66V61L65 62H63V64ZM68 63L69 62H67L65 65H61L62 66V68L63 69H66L67 70V68H69V67H67V66H70L71 64L69 63V65H68ZM150 63V64H151ZM159 63V62H158ZM174 63V62H173ZM191 63H192V65H191ZM233 63H234V61H233ZM236 64H238L239 65V63H237V62H235ZM260 63V62H259ZM3 64H1V65H3ZM46 64V65H45ZM77 64H78V66H77ZM80 64V65H79ZM170 64V63H169ZM213 64V65H212ZM242 64V63H241ZM8 65H7V67H8ZM38 67H37V66ZM55 65V64H54ZM53 65V66H54ZM172 65V64H171ZM170 65V66H171ZM185 65H187V66H185ZM193 67V68H188V67H191V66ZM237 65V66H238ZM245 65V64H244ZM6 66V65H5ZM34 66H36L37 68H36V71L33 69V67ZM67 67V68H64V67ZM77 66V67H76ZM90 66V67H89ZM156 66L158 67V64H156ZM195 66L197 67V69L195 68ZM221 66H220V68H221ZM231 66V65H230ZM235 65H233V67H234ZM240 66V65H239ZM238 66V67H239ZM251 66V65H250ZM1 67V66H0ZM7 67H5V69L7 68ZM47 67H49V68H51V71H48L49 69L47 68ZM71 67H73V70H74V66H70V68L69 69H71ZM155 67V66H154ZM177 67V68H176ZM232 67V68H233ZM245 67V66H244ZM252 67V66H251ZM261 67V66H260ZM12 68H13V66H12ZM11 68V69H12ZM22 68V67H21ZM40 68V69H39ZM61 68V67H60ZM160 67H158L157 69L159 70V71H162V72H164L163 70H162V66H161V69H159ZM164 68V67H163ZM169 68V67H168ZM171 68H169V69H171ZM175 68L177 69L176 70V72H175ZM184 69V71L185 72H183V70H180V69ZM187 68V69H186ZM196 69V71H195V69ZM216 68H219V67H216ZM231 68V69H232ZM242 68V67H241ZM246 68V67H245ZM245 68H242L243 70L245 69ZM10 69V70H11ZM23 69V68H22ZM179 69V70H178ZM190 69V70H189ZM194 71H193V70ZM230 69V70H231ZM1 70V69H0ZM9 70V69H8ZM7 70V71H8ZM77 70V69H76ZM156 70V69H155ZM157 70V71H158ZM233 70H235V69H233ZM232 70V71H233ZM2 71V70H1ZM13 71V70H12ZM22 71V70H21ZM48 71V72H47ZM64 71V70H63ZM68 71V70H67ZM72 71V70H71ZM187 71H189L188 72V74L186 73ZM190 71H193V75H191L190 74ZM232 71H231V73H232ZM240 71H241V69H240ZM252 71V70H251ZM3 72V71H2ZM57 72V73H58ZM70 72V71H69ZM83 72V71H82ZM82 72H80V73H82ZM154 72V71H153ZM166 72L168 73V71H165L164 73L166 74ZM195 72H196V75H195ZM234 72V71H233ZM239 72V71H238ZM238 72H237V74H236V76H238ZM244 72V71H243ZM243 72H241V73H243ZM7 73V72H6ZM27 73V72H26ZM27 73V74H28ZM33 73H34V75H33ZM67 73V72H66ZM154 73H156V72H154ZM153 73V74H154ZM186 73V74H185ZM224 73V72H223ZM236 72H234L233 74H235ZM240 73V74H241ZM261 73V72H260ZM15 74V73H14ZM27 74H23L24 76H26ZM68 74V73H67ZM152 74V75H153ZM160 74H161V72H160ZM164 74V75H165ZM168 74H170V73H168ZM224 74H228V72L227 73H224ZM245 74H246V72H245ZM9 75V74H8ZM13 75V74H12ZM20 75V74H19ZM63 75V74H62ZM61 75V76H62ZM82 76H83V74H81ZM156 75L158 76L159 74H157L156 73ZM155 75V76H156ZM230 74H228L227 76H229ZM232 75V74H231ZM230 75V76H231ZM244 75V74H243ZM257 75H258V77L259 78H261V75L260 74H258V72H257ZM256 75V76H257ZM260 75V76H259ZM29 76V75H28ZM31 76H29V77H31ZM170 76V75H169ZM178 76V75H177ZM241 76V75H240ZM245 76V75H244ZM20 77V76H19ZM28 77V78H29ZM59 77H60V73H59ZM67 78H68V76H66ZM159 77V76H158ZM179 77H180V75H179ZM263 77V76H262ZM18 78V77H17ZM70 78V77H69ZM168 78V77H167ZM172 78V77H171ZM175 78H177V77H174V79ZM20 79H22V78H20ZM61 79V78H60ZM66 79V78H65ZM170 79V78H169ZM244 79H246V77L244 78ZM248 79H250V78H247V80ZM19 80V79H18ZM170 80H173V79H170ZM220 80V79H219ZM230 80H232V79H230ZM246 80V81H247ZM252 80H253V78H252ZM254 80H256L255 79V77H254ZM253 80V81H254ZM16 82H17V80H15ZM14 81V82H15ZM25 81V80H24ZM28 81V80H27ZM57 81V80H56ZM175 81V80H174ZM186 81L188 82V83H186ZM239 81H240V79H239ZM244 82H245V80H243ZM243 81H240L241 83H243V85H245L246 83H244ZM250 81V80H249ZM261 82H263V80H260ZM51 82V83H50ZM58 82V81H57ZM62 83H64L65 82V80L64 81H61ZM167 82V83H166ZM215 82V81H214ZM220 82H222L221 80H220ZM238 82V81H237ZM240 82H238L239 84H240ZM248 82V81H247ZM257 82H258V80H257ZM257 82H256V84H257ZM11 83V82H10ZM33 83V82H32ZM42 83V84H43ZM219 83V82H218ZM236 82L234 81L233 83H232V85L233 84H235ZM249 83V82H248ZM259 83V82H258ZM31 84V83H30ZM41 84V85H42ZM56 84H58V83H56ZM217 84V83H216ZM221 83H219V85H220ZM227 84H230V83H227ZM250 84H251V88H252V86H253V84L251 83V81H250ZM249 84V85H250ZM254 84H255V82H254ZM255 84V85H256ZM8 85V84H7ZM10 85V84H9ZM20 85V84H19ZM26 84L24 83V86H25ZM177 84H175V86H176ZM183 85V84H182ZM185 85H184V87H185ZM194 85V84H193ZM231 85V86H232ZM241 85V84H240ZM242 85V86H243ZM56 86V85H55ZM225 86V85H224ZM227 86V85H226ZM247 86V85H246ZM257 86H259V85H257ZM14 86H12L11 88H13ZM20 87V86H19ZM23 87V86H22ZM43 87V88H44ZM64 88H65V86H63ZM172 87H173V85H172ZM171 87V88H172ZM183 87V88H184ZM201 87V88H200ZM220 87H222L223 88V85L221 84L220 85ZM241 87V86H240ZM244 87V86H243ZM264 87V86H263ZM10 88V89H11ZM29 88V87H28ZM41 88H42V86H41ZM56 88H58V87H56ZM167 88H169V86L167 87ZM180 87H178V89H179ZM194 88H193V90H194ZM242 88V87H241ZM248 88H249V86H248ZM260 88H262V87H260ZM18 89V88H17ZM32 88H31V86H30V90H31ZM59 89V88H58ZM170 89V88H169ZM169 89H167V90H169ZM175 89H176V87H175ZM185 89V88H184ZM184 89L183 90H181V89H179L180 91H184ZM226 89V88H225ZM245 89H246V87H245ZM264 89V88H263ZM262 89V90H263ZM16 90V89H15ZM23 90H25V89H23ZM22 90V91H23ZM29 90V89H28ZM36 90V89H35ZM38 90H39V88H38ZM53 90V91H54ZM64 90H66V89H64ZM190 90H192V88H190ZM222 90H224V89H222ZM243 90V89H242ZM252 90V89H251ZM250 90V91H251ZM257 90H259V89H257ZM261 90V89H260ZM12 91H13V89H12ZM19 91V90H18ZM47 91H48V89H47ZM50 91V90H49ZM53 91H51V92H53ZM179 91V92H180ZM195 91V90H194ZM225 91V90H224ZM234 91V90H233ZM237 91L239 92V91H241V90H239V89H237ZM237 91H235V92H237ZM5 92V91H4ZM17 92V91H16ZM40 92H42L41 90H40ZM171 92V91H170ZM185 92V91H184ZM195 92H197V91H195ZM221 92V91H220ZM227 92V91H226ZM225 92V93H226ZM241 92H244V91H241ZM255 92V91H254ZM260 92V91H259ZM264 92V91H263ZM28 93V92H27ZM55 93V92H54ZM60 93V92H59ZM174 93H175V90H174ZM188 91L186 92V94H183V95H181V96H179L178 97V95H177V97L175 98V99H177V100H175L174 99V101H173V99H171V101L173 102V105L172 106H170V107H166V108H164V115H162V113L160 114V115H162V118H160V122L157 124V122H154V123H151V122H149L150 120H148V122L149 123H147L148 125H141L140 124V122H138V124H140L141 125V129L143 130V132H142V130H140L142 133H144V131H145V133H148V134H146V136H150L149 138H151L150 140H152L153 141V143H150V144H152V145H149L148 146V144H147V147H146V149L149 147L150 148V150H151V148L153 149V151H154V149H155V147H156V150L158 151H162L163 149H167V148H173V150H171V152H175V153H179V155H181V157L183 158V162L182 163H184V159H187L186 161L187 162H189L188 160L189 159H191V158H195L194 160L195 161H193V162H196V160H198L199 162H197V165L196 166H198L199 164H202L201 166H202V168H203V170H202V175H201V179L199 180L200 182H198V180H196V177H195V180H196V182L198 183V187L200 186V187H202V188H209L211 191V193H215V195H217L216 193H218L219 195L221 194V198H219V199H221V203H223L222 204V206H224V203L225 202H227V201H232L231 200V198L232 197H230V196H228V194L229 195H231V196H233L232 195V193L234 194V193H236L235 195H239V193H241V192H238V189H237V192H235V190L234 191H232V190H230L229 189V187L230 188H232L231 186H232V184H231V178L232 177H234V176H236V178H238V176L240 175H238V173L237 172H235V173H237V174H235L234 172V174L235 175H233V173H232V170H234V168L232 169V166L231 167H229L231 164V162H230V160H231V156L233 157V154L235 153V151H236V146L238 147L239 146V144H240V139H242L243 137H242V134H244L245 133V131H247L248 129L245 127V126H241V127H238V128H236V129H238V130H236V129H234L233 128V131L235 130V131H237V132H234V135H233V141H232V143H231V145H228L229 147L231 146V148L229 149V151H227V149L225 150V147H228V146H226L225 144L223 145V140L226 138V132L224 133V137L222 138V131L223 130H225L224 129V126H222V124H220L219 122H217V123H215L216 121H214V123L215 124H217V130H218V133H219V131H221L219 134L220 135H222L221 136V138L220 137H218V141H216V142H214V145L212 146L211 145V149H209L210 148V144L208 145V143H210L209 141H213V140H209L208 141V143H207V140L205 141V143H204V141L201 139V138H199L198 136H199V134H197L196 136H195V134L193 135V129H194V125H195V121H196V119H198L197 118V116L199 115V113L201 112V114H203L202 113V111H204L205 110V113H206V109H203V107H204V102H203V100H205L203 97V100L201 99V98H199V97H196L195 96V94H194V96H192L190 93H188ZM202 93V92H201ZM200 93V94H201ZM203 93V94H204ZM224 93V94H225ZM232 93H234V92H232ZM250 93V92H249ZM262 93V92H261ZM29 94V93H28ZM31 94V93H30ZM29 94V95H30ZM39 94V93H38ZM153 94H155V95H153ZM164 94H166L167 95V93H164ZM180 94H182L181 92H180ZM197 94V93H196ZM202 94V95H203ZM216 95H218L217 93H215ZM215 94H212V96L213 95H215ZM240 94V93H239ZM254 94V93H253ZM264 94V93H263ZM37 95V94H36ZM43 95H44V93H43ZM47 96H49L48 94H46ZM52 95H53V93H52ZM137 95V96H136ZM153 95V96H152ZM171 95H172V93H171ZM250 95H251V93H250ZM249 95V96H250ZM258 95V94H257ZM259 95H260V93H259ZM258 95V96H259ZM39 96V95H38ZM54 96V95H53ZM135 96V97H134ZM163 96V95H162ZM173 97H174V95H172ZM176 96V95H175ZM220 96V95H219ZM225 96V95H224ZM229 96V95H228ZM228 96H226L225 98H227ZM248 96V97H249ZM253 96H255V95H253ZM253 96H251V97H253ZM25 97V96H24ZM32 97V96H31ZM46 97V96H45ZM44 97V98H45ZM150 97V99H148V100H152V99H154L155 97H153V98H151ZM158 97V98H159ZM169 97V96H168ZM172 97V98H173ZM181 97V99H179ZM208 97V96H207ZM206 97V98H207ZM215 97V96H214ZM220 97H222L223 98V96H220ZM248 97H247V99H248ZM250 97V98H251ZM263 97V96H262ZM4 98V97H3ZM12 98V97H11ZM35 98V97H34ZM38 98V97H37ZM37 98H35V99H37ZM42 98V97H41ZM40 98V99H41ZM50 98H51V96H50ZM50 98H48L49 100H50ZM149 98V97H148ZM157 98V99H158ZM160 98H162V97H160ZM213 98V97H212ZM241 98V97H240ZM256 98H257V96H256ZM260 98V97H259ZM30 99V98H29ZM35 99L33 100V101H35ZM39 99V100H40ZM52 99V98H51ZM54 99H56V98H54ZM156 99V98H155ZM154 99V100H155ZM169 99V98H168ZM211 99V98H210ZM228 99V98H227ZM234 99V98H233ZM244 98H242V100H243ZM247 99H246V101H247ZM253 99V98H252ZM251 99V100H252ZM255 99V98H254ZM253 99V100H254ZM263 99V98H262ZM26 100V99H25ZM25 100H24V102H25ZM32 100V99H31ZM38 100V99H37ZM36 100V101H37ZM38 100V101H39ZM45 100V99H44ZM141 100V99H140ZM180 100V101H179ZM256 100V99H255ZM23 101V100H22ZM41 102H42V100H40ZM52 101V100H51ZM53 101H55V100H53ZM141 101H143V100H141ZM144 101H146V100H144ZM143 101V103L145 104V102ZM162 101V100H161ZM160 101V102H161ZM171 101H170V103H171ZM179 102V104H177V102ZM210 101V100H209ZM208 101V102H209ZM225 101H226V99H225ZM228 101V100H227ZM236 101H237V99H236ZM235 101V102H236ZM239 101V100H238ZM263 101V100H262ZM43 102H46V101H43ZM42 102V103H43ZM49 102V101H48ZM112 102L113 103H115V104H113V105H111L112 104ZM136 102L137 103H135V104H137V106H138V101L136 100ZM147 102V101H146ZM159 102V103H160ZM176 102V103H175ZM212 102V101H211ZM234 102V103H235ZM240 102V101H239ZM239 102H236V103H239ZM254 102V101H253ZM252 102V103H253ZM34 103V102H33ZM140 104H139V106H141V109H142V111L145 113V108H144V106H146V105H143V104H141L142 102H139ZM148 103V102H147ZM146 103V104H147ZM157 103V102H156ZM155 103V104H156ZM162 103L163 104H165L164 103V101H162ZM169 103V104H170ZM232 103H233V101H232ZM231 102H230V104H232ZM251 103V102H250ZM262 103V102H261ZM25 104V103H24ZM24 104H21V105H23L24 106ZM29 104V103H28ZM37 104V103H36ZM36 104H35V106H36ZM40 104V103H39ZM45 104V103H44ZM174 104H177V105H179V106H174ZM225 104V103H224ZM249 104V103H248ZM255 104V103H254ZM253 104V105H254ZM26 105V104H25ZM34 105V104H33ZM46 105H47V103H46ZM45 105V106H46ZM127 105V104H126ZM166 105H168V104H166ZM171 105V104H170ZM220 105H222V104H220ZM225 105H227V104H225ZM234 105V104H233ZM239 105V104H238ZM247 105V104H246ZM12 106V105H11ZM16 106H18V105H16ZM29 106V105H28ZM39 105H37V107H38ZM48 106V105H47ZM46 106V107H47ZM130 106V105H129ZM128 106V107H129ZM163 106H165V105H163ZM215 106H216V104H215ZM231 106V105H230ZM258 106V105H257ZM21 107V106H20ZM26 107V106H25ZM131 107V106H130ZM225 107V106H224ZM228 107V106H227ZM39 108H40V106H39ZM206 108V107H205ZM208 108V107H207ZM215 108V107H214ZM219 108V107H218ZM217 108V109H218ZM236 108V107H235ZM239 108V107H238ZM237 108V109H238ZM258 108V107H257ZM262 108V107H261ZM17 109V108H16ZM18 109H19V107H18ZM42 109H43V107H42ZM166 109H167V111H166ZM173 109V110H172ZM211 109V108H210ZM213 109V108H212ZM211 109V110H212ZM228 109V108H227ZM239 109H241V107L239 108ZM247 109V108H246ZM254 109V108H253ZM259 109V108H258ZM26 110V109H25ZM24 110V111H25ZM31 110V109H30ZM133 110V109H132ZM150 110V109H149ZM157 110H159V109H157ZM211 110H209V111H211ZM230 110V109H229ZM232 110V109H231ZM235 110V109H234ZM252 110V109H251ZM250 110V111H251ZM19 111H20V109H19ZM23 111V110H22ZM27 111V110H26ZM42 111V110H41ZM135 111V110H134ZM141 111V112H142ZM160 111V110H159ZM208 111V112H209ZM214 111V110H213ZM209 112V114L210 113H213V114H218V113H214V112ZM217 111V110H216ZM225 111H227V110H225ZM237 111H239V110H237ZM248 111V110H247ZM254 111V110H253ZM13 112V111H12ZM40 112V111H39ZM158 112V111H157ZM170 112V113H169ZM208 112H207V116L209 115L208 114ZM217 112H221L220 110L219 111H217ZM241 112H242V110H241ZM256 112V111H255ZM31 113V112H30ZM132 113V112H131ZM136 113V112H135ZM154 113H155V111H154ZM153 113V115H155ZM222 113V112H221ZM229 113H231V112H229ZM228 112H227V114H229ZM239 113V112H238ZM252 113V112H251ZM250 113V114H251ZM134 114V113H133ZM140 114H142V113H140ZM167 114V115H166ZM169 114H174V115H169ZM236 114V113H235ZM241 114V113H240ZM6 115V114H5ZM28 115V114H27ZM39 115V114H38ZM38 115H37V117H38ZM84 115H86L85 117H84ZM147 115H149V114H147ZM223 115V114H222ZM226 115V114H225ZM248 115V114H247ZM259 115V114H258ZM262 115V114H261ZM4 116V115H3ZM29 116V115H28ZM97 116V117H98ZM135 116V115H134ZM137 116H139V115H137ZM145 116V115H144ZM171 116V117H170ZM200 116V115H199ZM198 116V117H199ZM211 116V115H210ZM209 116V117H210ZM226 116H228V115H226ZM226 116H225V118H226ZM241 116V115H240ZM243 116V115H242ZM16 117V116H15ZM20 117V116H19ZM149 117V116H148ZM201 117V116H200ZM199 117V118H200ZM213 117V116H212ZM239 117V116H238ZM237 117V118H238ZM246 117V116H245ZM130 118H132V117H130ZM129 118V119H130ZM141 118H142V115H141ZM140 118V119H141ZM147 118V117H146ZM154 118V117H153ZM208 118V117H207ZM215 118H216V116H215ZM214 117L212 118L213 120H217V119H215ZM222 118H224V117H222ZM236 118V117H235ZM240 118V117H239ZM249 118V117H248ZM262 118H263V116H262ZM22 119V118H21ZM99 119H100V117H99ZM135 119V118H134ZM133 119V120H134ZM264 119V118H263ZM36 120H38V119H36ZM89 120H91V121H89ZM96 120V119H95ZM98 120V119H97ZM108 120V121H107ZM131 120V119H130ZM137 120H138V117H137ZM143 120V119H142ZM154 120H155V118H154ZM211 121V119H208V121H206V122H209V123H212V122H210ZM226 120V119H225ZM227 120H228V117H227ZM240 120H242V119H240ZM254 120V119H253ZM256 120H257V118H256ZM9 121V120H8ZM89 121V122H88ZM139 121V120H138ZM144 121V120H143ZM198 121V120H197ZM236 121H238V120H236ZM245 121V120H244ZM1 122V121H0ZM7 122V121H6ZM97 122H100V120L99 121H97ZM125 122H126V126H125ZM146 122V121H145ZM229 122V121H228ZM240 122V121H239ZM241 122H243V121H241ZM253 122V121H252ZM251 122V123H252ZM257 122V121H256ZM261 122V121H260ZM37 123V122H36ZM95 123V122H94ZM135 123H136V125H135V127H136V129H138V131H139V129H140V127H138L137 128V122L135 121ZM249 123V122H248ZM262 123V122H261ZM260 123V124H261ZM18 124V123H17ZM93 124V123H92ZM100 124V123H99ZM104 125L103 126H105V123H103ZM130 124V123H129ZM144 124H146V123H144ZM213 124V123H212ZM235 124L237 125V122H235ZM240 124V123H239ZM242 124V123H241ZM255 124V123H254ZM263 124V123H262ZM16 125V124H15ZM39 125V124H38ZM37 125V126H38ZM91 125V124H90ZM100 125H102V122H101V124ZM106 125V126H107ZM214 125V124H213ZM229 125V124H228ZM246 125V124H245ZM251 125V124H250ZM258 125V124H257ZM256 125V126H257ZM19 126V125H18ZM28 126V125H27ZM31 127L32 126H34V125H30ZM92 126V125H91ZM99 126V125H98ZM105 126V127H106ZM109 126V127H110ZM114 126V127H113ZM131 126V125H130ZM144 126V127H143ZM215 126V125H214ZM238 126H240V125H238ZM249 126V125H248ZM252 126V125H251ZM1 127V126H0ZM109 127H107V128H109ZM132 127V126H131ZM143 127V128H142ZM250 127V126H249ZM258 127V126H257ZM10 128H12V127H10ZM32 128H34V127H32ZM48 128V129H49ZM93 128V127H92ZM102 128V127H101ZM106 128V129H107ZM125 128V129H124ZM130 127L128 126V129H129ZM14 129V128H13ZM36 129V128H35ZM38 129V128H37ZM79 129V128H78ZM85 129V128H84ZM88 129V128H87ZM91 129V128H90ZM89 129V130H90ZM96 129V128H95ZM97 129H99V128H97ZM222 129V130H221ZM229 129V128H228ZM255 129H257V128H255ZM11 130V129H10ZM15 130V129H14ZM22 130V129H21ZM27 130V129H26ZM80 130V129H79ZM78 130V131H79ZM103 131H104V128L102 129ZM126 130V131H125ZM132 130V129H131ZM197 131V133H199V129H196ZM203 130V129H202ZM202 130H201V132H202ZM258 130H260V129H258ZM263 130V129H262ZM29 131V130H28ZM37 131V130H36ZM35 131V132H36ZM39 131H41V130H39ZM48 131V130H47ZM87 131V130H86ZM96 130H94V132H95ZM99 131V130H98ZM195 131V130H194ZM208 131V130H207ZM253 131H254V129H253ZM261 131V130H260ZM260 131H258V132H260ZM11 132V131H10ZM15 132V131H14ZM27 132V131H26ZM25 132V133H26ZM34 132V131H33ZM100 132V131H99ZM163 132V133H162ZM200 132V137H202L203 135H208L209 137H208V139L210 138V136H211V134L209 135V133L207 134V133H205L206 132V128H205V132H202L203 133V135H202V133ZM224 132V131H223ZM243 132V133H242ZM247 132H249V130L247 131ZM37 133V132H36ZM89 133V132H88ZM97 133V131L95 132V134ZM105 133V132H104ZM128 135H130L131 133H130V130H128ZM126 133V134H127ZM130 133V134H129ZM137 133V132H136ZM136 133H134V134H136ZM161 133L163 134V135H161ZM252 133V132H251ZM12 134H13V132H12ZM34 134V133H33ZM33 134L31 135V136H33ZM93 134V133H92ZM101 134H102V132H101ZM109 134V135H108ZM133 134V135H134ZM214 134V133H213ZM231 134V133H230ZM255 134V133H254ZM257 134V133H256ZM264 134V133H263ZM14 135V134H13ZM30 135V134H29ZM42 135V134H41ZM98 135H99V133H98ZM108 135V136H107ZM133 135H132V137H133ZM137 135H139L138 133H137ZM247 133H246V137L245 138H247ZM249 135H250V133H249ZM252 135V134H251ZM259 135V134H258ZM7 136V135H6ZM21 136V135H20ZM26 136V135H25ZM28 136V135H27ZM87 136H88V134H87ZM86 136V138H88ZM90 136V135H89ZM93 136H94V134H93ZM131 136V135H130ZM145 136V137H146ZM218 136V135H217ZM216 136V137H217ZM245 136V135H244ZM254 136H256V135H254ZM22 137L23 136H21L20 138L22 139ZM79 137V136H78ZM92 137V136H91ZM90 137V138H91ZM98 137H100V135L98 136ZM97 137V138H98ZM135 137V136H134ZM137 137V136H136ZM215 137V136H214ZM229 137H230V139H231V136L229 135ZM249 137V136H248ZM257 137V136H256ZM260 137V136H259ZM264 137V136H263ZM7 138V137H6ZM17 138H19L18 136H17ZM16 138V139H17ZM25 138H27V137H25ZM33 138V137H32ZM31 138V139H32ZM85 139V140H87V142L85 143V144H90L88 141L89 140H91L92 141V139ZM94 138H96V136L94 137ZM148 138V137H147ZM202 138H204V137H202ZM139 139V138H138ZM137 139V140H138ZM202 140V142H197V141H199V140ZM214 139H216L217 140V138H214ZM249 139V141L251 142L253 139H251L250 140V137L248 138ZM258 139V138H257ZM257 139H255V140H257ZM259 139H261V138H259ZM258 139V140H259ZM36 140V139H35ZM34 140V141H35ZM79 140V142L81 141V139H78ZM134 140H135V138H134ZM146 140H148V139H146ZM200 140V141H201ZM220 140H222V141H220ZM240 140V141H239ZM47 141V142H46ZM127 141H129L128 139H127ZM139 141L140 140H138V143H139ZM225 141V143H226V139L224 140ZM230 141V140H229ZM137 142V141H136ZM150 142V141H149ZM245 143H246V141H244ZM248 142V141H247ZM254 142H257L258 143V141H254ZM96 143V142H95ZM133 143H135V142H133ZM142 143V142H141ZM146 143H147V141H146ZM193 143V144H192ZM203 143V144H202ZM207 143V144H206ZM213 143V142H212ZM218 143H221V144H218ZM227 143H228V141H227ZM230 143V142H229ZM5 144V143H4ZM52 144V145H51ZM84 144V142L81 144V145H83ZM94 144V143H93ZM144 144V143H143ZM194 144H196V146L197 147H195V145ZM198 144V145H197ZM199 144H202V145H199ZM242 144H243V142H242ZM248 144V143H247ZM251 143H249L247 146H248V148H249V145H250ZM253 144V143H252ZM37 145V144H36ZM49 145H51L52 147L51 148H53L51 151H49L51 148L49 147ZM136 145H138V144H136ZM145 145V144H144ZM189 145H191V146H189ZM223 145V146H222ZM233 145V146H232ZM244 145V144H243ZM20 146V145H19ZM84 146L85 145H83L82 146V149L84 148ZM96 146V145H95ZM128 146H129V144H128ZM143 146V145H142ZM153 146V147H152ZM222 146V147H221ZM225 146V147H224ZM251 146V145H250ZM260 146V145H259ZM32 147L33 148H35V149H37V150H34V149H32ZM101 147H103V146H101ZM104 147H103V149H104ZM144 147V146H143ZM224 147V148H223ZM234 147V148H233ZM241 147H243L242 145H241ZM240 147V148H241ZM244 147H245V145H244ZM48 148V149H47ZM50 148V149H49ZM81 148V147H80ZM95 148V147H94ZM125 148H127L126 146H125ZM148 148V149H149ZM239 148V147H238ZM47 149V150H46ZM87 149V148H86ZM90 149V148H89ZM99 149V148H98ZM139 149V148H138ZM212 149H213V151H212ZM34 150V151H33ZM54 150V151H53ZM80 150V149H79ZM88 150V149H87ZM93 150H95L96 151V149H93ZM129 150V148H127V151ZM134 150H137V149H134ZM144 150V149H143ZM174 150H177V152L176 151H174ZM242 150H244V149H242ZM241 150V151H242ZM246 150V149H245ZM251 150V149H250ZM6 151V150H5ZM47 151H49V152H51V154H52V156L51 155H48V152ZM76 151H78V150H76ZM86 151V150H85ZM91 151H92V149H91ZM102 151V150H101ZM140 151V150H139ZM153 151H152V153L151 152H148L149 154L151 153V157L154 155L153 154ZM212 151V152H211ZM239 151H240V149H239ZM82 152V151H81ZM103 152H104V150H103ZM138 152V151H137ZM142 152V151H141ZM170 152V151H169ZM245 152V151H244ZM249 152V151H248ZM14 153V152H13ZM16 153V152H15ZM94 153V152H93ZM130 153V152H129ZM136 153V152H135ZM140 153V152H139ZM138 153V154H139ZM146 153V152H145ZM162 153H163V151H162ZM181 153V154H180ZM230 153H231V155H230ZM251 153V152H250ZM23 154V153H22ZM82 154V153H81ZM84 155L83 156H86V154L85 153H83ZM131 154V153H130ZM134 154V153H133ZM137 154V155H138ZM144 153H142V155H143ZM153 154V155H152ZM252 154H254V153H252ZM260 154V153H259ZM258 154V155H259ZM15 155V154H14ZM17 155V154H16ZM98 155V154H97ZM103 155V154H102ZM129 155V154H128ZM135 155V154H134ZM136 155V156H137ZM148 155V154H147ZM147 155H145L146 156V158H151L150 156H148L147 157ZM164 155V154H163ZM53 158L51 161H50V159H51V157ZM54 156V157H55ZM71 156V155H70ZM73 156H75V155H73ZM80 156H82V155H80ZM156 156H157V154H156ZM198 156V157H197ZM202 158H201V157ZM235 156V155H234ZM238 156V155H237ZM242 156V155H241ZM240 156V157H241ZM17 158H18V155L16 156ZM19 157H21V156H19ZM68 157V158H67ZM123 157V156H122ZM142 157H144V155L142 156ZM170 157V155L166 158V159H170L169 158ZM205 159H204V158ZM251 157V156H250ZM260 157V156H259ZM74 158V157H73ZM80 158V157H79ZM83 158V157H82ZM106 158V157H105ZM104 158V159H105ZM106 158V159H107ZM118 158V157H117ZM145 158V159H146ZM172 158H174V157H172ZM237 158H239V157H237ZM253 158V157H252ZM16 159V158H15ZM36 159H39L40 161H39V163H38V161L36 162V163H38L39 164V166L41 165V168L39 169H37V167L36 166H38V164L35 166L34 165V161L36 160ZM78 159V158H77ZM76 159V160H77ZM96 159V158H95ZM121 159V158H120ZM126 159V158H125ZM180 159V158H179ZM246 159V158H245ZM258 159V158H257ZM261 159V158H260ZM264 159V158H263ZM75 160V159H74ZM84 160V159H83ZM101 160H103V158H101ZM139 160V159H138ZM142 160H143V158H142ZM142 160H140L141 162H142ZM150 160H152L153 161V158H151ZM173 160H176V158L175 159H173ZM250 160H251V158H250ZM254 159H252L251 160V162L253 161ZM16 161V160H15ZM114 161V160H113ZM128 161H130V160H128ZM135 160L133 159V162H134ZM136 161H137V158H136ZM180 161V160H179ZM186 161H185V163H186ZM191 161H192V159H191ZM236 161V160H235ZM260 161V160H259ZM264 161V160H263ZM59 162H61L60 164H59ZM74 162V161H73ZM99 162V161H98ZM106 162V161H105ZM104 162V163H105ZM117 162H118V160H117ZM120 162V161H119ZM125 163H127L128 164V162H126V160L124 161ZM132 162V159H131V162L129 163V164H131V163H133ZM139 162V161H138ZM137 162V163H138ZM151 162V161H150ZM167 162H169V161H167ZM171 162V161H170ZM170 162L169 163H163V162H159V161H157L156 159H155V162H153L152 163V171H153V173L155 174V175H153V176H155V179L153 180V185H152V187H151V189H148L149 191H151V192H153V194H151V195H153V196H151V198H152V201L150 202V201H147L146 199V201L144 202H141L140 204L138 203V206H136V205H133L132 204V202H131V205L130 204H126V202L124 203V204H115V201H114V206H111V207H113V213L115 214L114 215V217H111L108 221L106 220V222H105V226H104V228H106L107 229V231H108V229L110 230V229H112L113 227L114 228H116V227H118V228H122V229H126V230H128V231H132V230H134V231H132L133 233L135 232V230H136V228H140V227H142L143 225H146V221L148 222V220H149V217L151 218V216H153L152 214H150L151 213V211L155 208V209H159L161 206H160V204L159 203H161V202H159L158 200V195L159 196H162V195H164V196H168V195H170L169 197H171V196H173L172 194H176L177 195V193L179 194V192H182V191H184L185 193H187V194H190L193 190H195V189H197V188H195V187H197V184H195L196 182H190V183H186L185 181L186 180H188V179H186L187 178V176H188V172H180L182 169H180V171L178 172L177 171V173H176V170H174V165H175V163H174V165H173V167H172V165H171V168H173V170H174V172L172 171H170L169 172V167L167 166V164H170ZM239 162V161H238ZM237 161H236V163H238ZM52 163V162H51ZM74 163H76V162H74ZM81 163V162H80ZM101 163V162H100ZM114 163V162H113ZM135 163V162H134ZM133 163V164H134ZM136 163V164H137ZM144 163V162H143ZM191 163V162H190ZM189 163V164H190ZM235 163V162H234ZM239 163H241V162H239ZM248 163V162H247ZM257 163V162H256ZM70 164H72L71 162H70ZM82 164V163H81ZM103 164V163H102ZM110 164H112V162L110 163ZM109 164V165H110ZM124 164V163H123ZM126 164V165H127ZM129 164H128V166H129ZM136 164H134V165H136ZM145 164H147V162L145 163ZM181 164V163H180ZM179 164V165H180ZM193 164V163H192ZM191 164V166H193V168H194V165L196 164H193L192 165ZM206 164V165H205ZM242 164V163H241ZM1 165V164H0ZM63 165V164H62ZM66 165H67V163H66ZM66 165H65V167H66ZM74 165V164H73ZM77 165H78V163H77ZM83 165H84V163H83ZM82 165V166H83ZM109 165H108V168H109ZM179 165L177 166L178 168H179ZM188 165V164H187ZM205 165V166H204ZM256 165V164H255ZM112 166H113V164H112ZM147 166V165H146ZM185 166V165H184ZM234 166H236V165H234ZM239 166H241L240 164H239ZM34 167L36 168V172H35V170H33L34 169ZM63 167H64V165H63ZM74 167V166H73ZM102 167V166H101ZM106 167V166H105ZM134 166L132 165V168H133ZM244 167H246V164H245V166ZM21 168H22V166H21ZM50 168H51V166H50ZM79 168V167H78ZM127 168V167H126ZM131 168V167H130ZM131 168V169H132ZM141 168V167H140ZM151 168V167H150ZM175 168H176V165H175ZM177 168V169H178ZM182 168V167H181ZM186 168V167H185ZM187 168H190L189 166L187 167ZM198 169H199V167H197ZM196 168V169H197ZM201 168V169H202ZM236 168V167H235ZM242 168V167H241ZM240 168V169H241ZM44 169V170H45ZM48 169V168H47ZM46 169V171H47V173H49L51 170L49 169V170H47ZM56 169V168H55ZM54 169V170H55ZM60 169H63V170H65V168H61L60 167ZM75 169V168H74ZM106 169V168H105ZM104 169V170H105ZM116 169H119V167L118 168H116ZM121 170H122V168H120ZM138 169H139V167H138ZM142 169V168H141ZM146 169V168H145ZM191 169V168H190ZM216 169L218 170L217 172H216ZM237 169V171L239 170L238 168H236ZM245 169V168H244ZM243 169V170H244ZM1 170H3L2 168H1ZM43 170V171H44ZM62 170V171H63ZM76 170V169H75ZM103 170V169H102ZM103 170V171H104ZM114 170V169H113ZM128 170H129V167H128ZM134 170V169H133ZM136 170V169H135ZM140 170V169H139ZM148 170H149V168H148ZM242 170V171H243ZM248 170V169H247ZM261 170V169H260ZM23 171V170H22ZM46 171H44V172H46ZM56 171V170H55ZM60 171V170H59ZM67 171V170H66ZM74 171V170H73ZM80 171V170H79ZM116 171V170H115ZM115 171H114V173H115ZM131 171V170H130ZM191 172L192 171H194V169L192 170H190ZM195 171H197V170H195ZM200 171V170H199ZM245 171V170H244ZM262 171V170H261ZM42 172V171H41ZM52 172V171H51ZM110 172H113V171H110ZM137 172V171H136ZM150 172V171H149ZM169 172V173H168ZM198 172V171H197ZM216 172V173H215ZM239 172H240V170H239ZM37 173H39V172H37ZM53 173V172H52ZM64 173V172H63ZM147 173V172H146ZM258 173V172H257ZM262 173H264V172H262ZM32 174V173H31ZM108 174V173H107ZM127 174V173H126ZM244 174V173H243ZM27 175V174H26ZM33 175V174H32ZM38 176H39V174H37ZM36 175V176H37ZM46 175V176H45ZM45 175H43V176H45L47 179H48V175L47 174H45ZM121 175V174H120ZM129 175H131V173L129 174L128 173V177H129ZM135 176L136 175H138L137 173L136 174H134ZM180 175V177H178ZM195 175V174H194ZM233 175V176H232ZM238 175V176H237ZM255 175V174H254ZM260 175V174H259ZM1 176V175H0ZM101 176V175H100ZM103 176V175H102ZM105 176V175H104ZM114 176H116V175H114ZM132 176H133V174H132ZM142 176H143V174H142ZM168 176H170V177H168ZM242 176V175H241ZM240 176V177H241ZM246 176V175H245ZM260 176H262V175H260ZM35 177V176H34ZM107 177V176H106ZM110 178H111V176H109ZM113 177V176H112ZM121 177V176H120ZM131 177V176H130ZM137 177V176H136ZM136 177H134V178H136ZM45 178V179H46ZM55 178V177H54ZM57 178V177H56ZM84 178V177H83ZM123 178H124V175H123ZM127 178V177H126ZM125 178V179H126ZM138 178V177H137ZM140 178V177H139ZM142 178V177H141ZM147 178V177H146ZM154 177H152L151 179H153ZM193 178V177H192ZM242 178V177H241ZM245 178V177H244ZM260 178V177H259ZM51 179V178H50ZM105 179V178H104ZM112 179V178H111ZM115 179V178H114ZM143 179V178H142ZM190 179V178H189ZM60 180H61V178H60ZM129 180V179H128ZM132 182L130 183V184H132L133 183V177H132V179H130ZM129 180V181H130ZM136 180V179H135ZM134 180V182H136ZM194 180V179H193ZM259 180V179H258ZM101 181V180H100ZM102 181H105V180H102ZM113 181V180H112ZM152 181V180H151ZM150 181V182H151ZM239 181V180H238ZM237 181V182H238ZM1 182V181H0ZM82 182V181H81ZM98 182V181H97ZM96 182V183H97ZM109 182V181H108ZM121 182H124V180L123 181H121ZM139 182H142V181H139ZM181 182L182 183H184L185 182V186L183 187V188H181L180 186H179V184H181ZM255 182H256V180H255ZM105 183V182H104ZM110 183V182H109ZM111 183H113V182H111ZM115 183H118L119 184V182L118 181H116ZM127 183V182H126ZM129 183V182H128ZM145 183V182H144ZM107 184V183H106ZM136 184H138V182L136 183ZM264 184V183H263ZM99 185H100V183H99ZM108 185V184H107ZM121 185V184H120ZM135 185V184H134ZM139 185V184H138ZM184 185V184H183ZM231 185V186H230ZM124 186V185H123ZM141 186V185H140ZM139 186V187H140ZM164 187V188H162V189H165V191L164 190H162V189H159L160 187ZM234 186V185H233ZM243 186V185H242ZM104 187V186H103ZM117 188H121V192H120V194L123 192V190H122V187H118V186H116ZM133 187V186H132ZM135 187H137L136 185H135ZM143 187V186H142ZM159 187V188H158ZM235 187V186H234ZM240 187V186H239ZM263 186H261V188H262ZM37 188V187H36ZM75 188H76V186H75ZM79 188V187H78ZM112 188V187H111ZM117 188H115V189H117ZM195 188V189H194ZM235 188H237V187H235ZM234 188V189H235ZM260 188V189H261ZM98 189V188H97ZM114 189V190H115ZM159 189V190H158ZM256 188H254V190H255ZM264 189V188H263ZM105 190H106V188H105ZM120 190V189H119ZM147 190V189H146ZM147 190V191H148ZM162 190V191H161ZM242 190V189H241ZM240 190V191H241ZM259 190V189H258ZM1 191V190H0ZM4 191V190H3ZM36 191V190H35ZM108 191V190H107ZM126 191V190H125ZM145 191V190H144ZM144 191H142V192H144ZM161 191V192H160ZM207 191V190H206ZM243 191V190H242ZM264 191V190H263ZM2 192V191H1ZM97 192H99V191H97ZM101 192V191H100ZM106 191H104V193H105ZM119 192V191H118ZM118 192H116V193H118ZM138 192V191H137ZM151 192H149V193H151ZM256 192V191H255ZM258 192V191H257ZM75 193V192H74ZM147 193V192H146ZM193 193V192H192ZM196 193V192H195ZM194 193V194H195ZM245 192H243V194H244ZM260 193V192H259ZM33 194V193H32ZM135 194V193H134ZM209 194V193H208ZM242 194V193H241ZM240 194V195H241ZM262 194H264V193H262ZM5 195V194H4ZM3 195V196H4ZM74 195V194H73ZM98 195V194H97ZM104 195V194H103ZM150 195V194H149ZM175 195V196H176ZM210 195V194H209ZM228 197H227V196ZM245 195H247V194H245ZM259 195V194H258ZM75 196H76V194H75ZM79 196V195H78ZM106 196V195H105ZM127 196V195H126ZM129 196V195H128ZM134 196V195H133ZM175 196H173V199L175 200V202L177 201V199H175L176 197ZM183 196V195H182ZM261 196V198H262V196L263 195H260ZM38 197V196H37ZM124 197V196H123ZM130 197H132V196H130ZM137 197V196H136ZM181 197V196H180ZM217 198L219 197V196H216ZM215 197V198H216ZM227 198L228 200H225V198ZM230 197V198H229ZM234 197V196H233ZM242 197H243V195H242ZM241 197V198H242ZM253 197H254V195H253ZM255 197H256V195H255ZM135 198V197H134ZM167 198V197H166ZM172 198V197H171ZM178 198V197H177ZM212 198H214V194H213V197ZM237 198H238V201H240L239 200V196H237ZM240 198V199H241ZM260 198V201L262 200L263 201V199H261ZM137 199H138V197H137ZM136 199V200H137ZM168 199V198H167ZM202 199V198H201ZM236 198H234V201L233 202H235L236 203V200H235ZM244 199V198H243ZM246 199V198H245ZM95 200V199H94ZM141 200V199H140ZM150 200V199H149ZM180 200V199H179ZM225 200V201H224ZM252 200H254V199H252ZM258 200H259V198H258ZM161 201V200H160ZM185 201V200H184ZM187 201V200H186ZM211 201V200H210ZM212 201H213V199H212ZM216 201V200H215ZM243 201V200H242ZM84 202V201H83ZM157 204H156V203ZM165 202V201H164ZM178 202V201H177ZM195 202V201H194ZM199 202V201H198ZM218 202L219 201H217V204H218ZM241 202V201H240ZM240 202H238V203H240ZM246 202V201H245ZM253 202V201H252ZM1 203V202H0ZM98 203V202H97ZM120 203V202H119ZM136 203V202H135ZM144 203H146V204H144ZM171 203V202H170ZM173 203V202H172ZM227 203H230V202H227ZM235 203H233V205L235 204ZM256 202H254V204H255ZM38 204V203H37ZM40 204V203H39ZM159 204V205H158ZM164 204V203H163ZM181 204H182V202H181ZM185 204V203H184ZM187 204V203H186ZM248 204V203H247ZM80 205V204H79ZM86 205V204H85ZM111 204H109V206H110ZM155 205H157V207H155ZM183 205V204H182ZM221 205V204H220ZM82 206V205H81ZM90 206V205H89ZM88 206V207H89ZM159 206V207H158ZM217 206V205H216ZM236 206V205H235ZM235 206H234V208H235ZM242 206V205H241ZM256 206V205H255ZM257 206H258V204H257ZM87 207V208H88ZM165 207V206H164ZM225 207V206H224ZM237 207L239 208L240 207V204L239 205H237ZM236 207V208H237ZM244 207L245 206H242V208L240 209L239 208V210H238V208L236 209V210H238L237 212H239V217H241L242 215H244L245 214V212H247V210L241 215V213L243 212L242 210L244 209ZM248 207V206H247ZM261 209H262V207L261 206H259ZM86 208V207H85ZM181 208V207H180ZM212 208V207H211ZM216 208V207H215ZM226 208H227V206L225 207V209H222V211L224 210V214H225V212H227V211H225L226 210ZM230 208L232 209V205L230 206ZM255 208V207H254ZM133 209H136L135 211L133 210ZM178 209V208H177ZM185 209V208H184ZM122 210H124V211H122ZM182 210V209H181ZM219 210H220V208H219ZM227 210H228V208H227ZM248 210H250V209H248ZM257 210V209H256ZM43 211V210H42ZM46 211V210H45ZM156 211V210H155ZM203 211V210H202ZM231 211V210H230ZM234 211H235V209H234ZM242 211V212H241ZM118 212L120 213V212H126L127 214H128V217H126L127 218V220L125 221V222H123V220L121 221V217L120 218H118L117 217V215H118ZM150 212V213H149ZM159 212H160V210H159ZM183 212V211H182ZM191 212V211H190ZM220 213L219 214H221V211H219ZM236 212V211H235ZM236 212V213H237ZM241 212V213H240ZM42 213V212H41ZM112 213V214H113ZM161 213V212H160ZM177 213V212H176ZM184 213V212H183ZM217 213V212H216ZM228 213H229V211H228ZM251 213V212H250ZM261 213H262V210H261ZM111 214V215H112ZM122 214V213H121ZM154 214H156V212H154ZM218 214V215H219ZM110 215V216H111ZM123 215V214H122ZM121 215V216H122ZM151 215V216H150ZM217 215V216H218ZM222 215V214H221ZM264 215V214H263ZM66 216V215H65ZM68 216V215H67ZM66 216V217H67ZM126 216V215H125ZM157 217L158 218V216L157 215H154L153 217ZM162 216V215H161ZM220 216V215H219ZM222 216H224V215H222ZM237 216V215H236ZM238 216H237V218H238ZM245 216V215H244ZM258 216H261V215H258ZM155 217V218H156ZM200 217V216H199ZM227 217V215L225 214V216H224V218H226ZM231 217V216H230ZM230 217L228 216L227 217V219H225L226 221H229L228 220V218L230 219ZM246 217H247V215H246ZM245 217V218H246ZM103 218V217H102ZM102 218H101V220H102ZM154 218V219H155ZM156 218V219H157ZM160 218V217H159ZM165 218V217H164ZM177 218V217H176ZM243 218V217H242ZM242 218H241V220H242ZM244 218V219H245ZM260 218V217H259ZM262 218V217H261ZM260 218V219H261ZM99 219V218H98ZM104 219V218H103ZM178 219V218H177ZM235 219L236 218H234V219H232V222L231 223H233L234 222V224H237L236 225V227L238 226V227H240V229H238V230H236V231H233L232 232V230L230 229V231L231 232H229V230H228V232L226 231H224L225 233L223 234L224 236H223V238H215V240L214 239H212L211 241H216L217 239H218V241H217V243H219V248L221 249V247H222V249H223V251L226 253V254H228V253H231L232 252V249H235V248H233V243H232V241L231 240H233L234 238H235V236L234 235H236V237L237 238H239V239H244L245 237V234H247V236H248V232L250 231V230H255L256 229V227H258L257 229H260V228H262L263 229V225L261 226L260 224V226L258 225V219L257 218H254V219H251L252 221H240V219L238 220H236V222H235ZM247 219V218H246ZM34 220H35V218H34ZM33 220V221H34ZM40 220H42L41 218H40ZM100 220V221H101ZM150 220H152V218L150 219ZM199 220V219H198ZM204 220V219H203ZM206 220V219H205ZM159 221V220H158ZM182 221V220H181ZM187 221V220H186ZM189 221H190V219H189ZM214 221V220H213ZM30 222V221H29ZM47 222V221H46ZM98 222V221H97ZM183 222V221H182ZM211 222V221H210ZM230 222V221H229ZM227 223L226 222V224H230V223ZM261 222V221H260ZM32 223V222H31ZM36 223V222H35ZM155 223V222H154ZM217 223V222H216ZM261 223H263V222H261ZM37 224H38V222H37ZM48 224V223H47ZM46 224V225H47ZM52 224V223H51ZM51 224H49V225H51ZM54 224V223H53ZM168 224V223H167ZM176 224V223H175ZM191 224V223H190ZM30 225V224H29ZM28 224H27V226H29ZM31 225H33V224H31ZM36 225V224H35ZM34 225V226H35ZM39 225V224H38ZM157 225H159V224H157ZM163 225V224H162ZM187 225V224H186ZM185 225V226H186ZM230 225H232V224H230ZM229 225V226H230ZM258 225V226H257ZM156 226V225H155ZM188 226V225H187ZM201 226H202V224H201ZM207 226V225H206ZM224 226V225H223ZM235 226V225H234ZM33 226H31V228H32ZM39 227V226H38ZM55 227H57L56 226V224H55ZM216 227H217V225H216ZM231 227V226H230ZM45 228V227H44ZM103 228V229H104ZM151 228V227H150ZM223 228V227H222ZM226 228V227H225ZM34 229V227L32 228V230ZM48 229V228H47ZM53 229H54V227H53ZM56 229V228H55ZM75 229V228H74ZM105 229V230H106ZM143 229V228H142ZM206 229V228H205ZM211 229V228H210ZM221 229V228H220ZM226 229H228V228H226ZM45 230V229H44ZM104 230V231H105ZM141 230V229H140ZM171 230V229H170ZM203 230V229H202ZM207 230V229H206ZM222 230V229H221ZM30 231V230H29ZM36 231L37 230H35V233H36ZM51 231V230H50ZM54 231V230H53ZM56 231V230H55ZM113 231V230H112ZM208 231V230H207ZM246 231H247V233H246ZM106 232V231H105ZM131 232V233H132ZM217 232H219V231H217ZM251 232V231H250ZM27 233V232H26ZM31 233V232H30ZM34 233V234H35ZM75 233V232H74ZM149 233V232H148ZM264 233V232H263ZM33 234V233H32ZM85 234V233H84ZM107 234V233H106ZM114 234V233H113ZM220 234H222V232L220 233ZM232 234H234V235H232ZM78 235V234H77ZM102 235V234H101ZM101 235H99V236H101ZM109 235H111V234H109ZM251 235V234H250ZM253 235V234H252ZM264 235V234H263ZM37 236V235H36ZM211 236H213V235H211ZM222 236V235H221ZM220 236V237H221ZM232 236H234V238L232 237ZM256 236V235H255ZM19 237V236H18ZM31 237V236H30ZM33 237V236H32ZM31 237V238H32ZM142 237V236H141ZM214 237V236H213ZM35 238V237H34ZM102 238V237H101ZM206 238V237H205ZM209 238V237H208ZM248 238V237H247ZM245 239L244 241L246 242V240H248V239ZM81 239V238H80ZM196 239V238H195ZM195 239H194V241H195ZM209 239H211V238H209ZM198 240V239H197ZM21 241V240H20ZM41 241V240H40ZM159 241V240H158ZM174 241V240H173ZM240 241V240H239ZM249 241V240H248ZM19 242V241H18ZM23 242V241H22ZM33 242V241H32ZM38 242V241H37ZM199 242V241H198ZM34 243V242H33ZM40 243V242H39ZM38 243V244H39ZM201 243V242H200ZM211 243V242H210ZM216 243V242H215ZM216 243V244H217ZM263 243V242H262ZM36 244V243H35ZM60 244V243H59ZM165 244V243H164ZM193 244V243H192ZM214 244V243H213ZM238 244H239V242H238ZM244 244V243H243ZM19 245V244H18ZM40 245V244H39ZM42 245V244H41ZM166 245V244H165ZM215 245V244H214ZM218 245V244H217ZM216 245V246H217ZM220 245H221V247H220ZM262 245V244H261ZM260 245V246H261ZM34 246V245H33ZM169 246V245H168ZM182 246H183V244H182ZM215 246V247H216ZM239 246V245H238ZM249 246V245H248ZM57 247V246H56ZM201 247V246H200ZM218 247V246H217ZM244 247V246H243ZM251 247V246H250ZM263 247V246H262ZM183 248V247H182ZM208 248V247H207ZM209 248H211V247H209ZM241 248V247H240ZM191 249H193V248H191ZM214 248H212L211 250H207V253H206V256H205V253H204V258L205 259H207V260H211L212 261V258L214 257V255H215V251L213 250ZM219 249V250H220ZM238 249H239V247H238ZM261 249V248H260ZM20 250V249H19ZM195 250V249H194ZM251 250V249H250ZM21 251V250H20ZM189 251V250H188ZM191 251V250H190ZM197 251V250H196ZM240 251V250H239ZM202 252V251H201ZM234 252V251H233ZM262 252V251H261ZM20 253V252H19ZM222 253V252H221ZM234 253H236V252H234ZM242 253V252H241ZM188 254V253H187ZM198 254H199V252H198ZM202 254H203V252H202ZM201 254V255H202ZM226 254H224L223 253V255H226ZM231 254H233V253H231ZM193 255V254H192ZM197 255V254H196ZM201 255H199V256H201ZM242 256H243V254H241ZM262 255V254H261ZM181 256V255H180ZM198 256V257H199ZM229 256V255H228ZM9 257V256H8ZM21 257V256H20ZM188 257V256H187ZM197 257V256H196ZM219 257H222L221 255L219 256ZM244 257V256H243ZM3 258V257H2ZM200 258V257H199ZM204 258L202 259V260H204ZM6 259V258H5ZM200 259V260H201ZM4 260V259H3ZM12 260V259H11ZM199 260V261H200ZM229 260H230V258H228L227 257V255H226V257L224 258V262L226 263L227 261L229 262ZM232 260V259H231ZM223 261V260H222ZM222 261H221V263H222ZM263 261V260H262ZM10 262V261H9ZM205 262V261H204ZM223 262V263H224ZM233 262V261H232ZM244 262V261H243ZM200 263V262H199ZM211 263V262H210ZM220 263V264H221ZM230 263H231V261H230ZM246 263V262H245ZM263 263H264V261H263ZM178 264H179V262H178ZM186 264H188V263H186ZM262 264V263H261Z\"/></svg>","mask_w":264,"mask_h":264}]
</instances>
